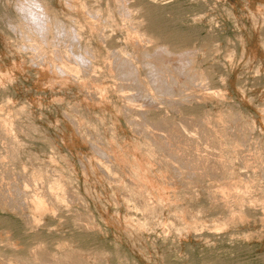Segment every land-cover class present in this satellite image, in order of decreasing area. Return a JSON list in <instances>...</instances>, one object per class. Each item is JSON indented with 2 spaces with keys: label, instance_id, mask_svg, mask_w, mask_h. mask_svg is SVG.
<instances>
[{
  "label": "rangeland",
  "instance_id": "rangeland-1",
  "mask_svg": "<svg viewBox=\"0 0 264 264\" xmlns=\"http://www.w3.org/2000/svg\"><path fill=\"white\" fill-rule=\"evenodd\" d=\"M21 1L25 2L26 0H21ZM21 1L19 2V4L22 3ZM37 1H38V3H37L38 5H40V4H43V6L46 5L45 7L48 8V9L46 8L47 9L46 13L48 12L47 14L49 15L50 20L54 21L51 24V27H53V29H52L53 33H52L51 29H50L51 32L50 31L49 32L52 34L49 35V33H48V38H49L48 44L44 43L43 45H41V44L39 45V43H41V42L37 39V37L34 34H32V32H30L31 35H34V36H31L30 33L28 32L29 24H27V20L24 19L25 16L23 15V12L19 11L20 9H19V4H18L17 0H0V79H1L0 80L1 81L0 82V87H1L0 88V113L2 114V115L0 114V116H2L0 118L2 120V121L0 120V127L2 126V128H3V129L0 128V157H1L0 163L2 162L0 164L1 165L0 166V176H2V177H0V182L2 181L1 178H3V177L5 178V179L3 178L4 182L2 181L0 183V185H1L0 186L1 187L0 188V197L2 198V199H0V230H4L3 232L0 231L2 233V235L0 234L1 235L0 238L3 237V235H5L6 237H8L9 234L11 235V236H9V239H11V241L7 238V240L10 241V242L8 241L9 243L4 239L5 236L2 239L4 241L3 242L4 244H2L0 241V243L2 244V245H0V259H2L0 261L1 262L0 264H8L5 261L9 257L10 258L11 257H18L19 258V260H18L19 264H20V262H22V260H24L26 258L27 259L29 258L28 259L29 262L33 261L35 259L34 262L31 264H34V263L36 264V262H37V264H45L48 262H49L48 264H50V263L53 264V263L57 262L56 260H58V259H54V258H57L58 255L61 254L60 253L61 251L64 252L63 254H61L62 255L61 257L66 256V258H67V255L69 256L72 253L77 254L74 252V250L73 251L70 250V248H72V247H74L73 249H75V250L80 249V251H82V253L84 251H86V253H87V251H88V253L92 252L94 255L99 253L100 257H101V255L103 257L104 256L103 254L107 252L108 255H106V257H104L105 259H107L106 261L104 260V258L102 261L101 258L99 256H97L98 254L95 256L93 254L91 256V254H90V256H89L86 253H83V254H86L87 257L88 256L90 257L89 261H92V262H89L90 264L91 263L93 264V262H94L93 259L91 260V257L93 258V256H94L95 260H97L96 258L99 257V259L97 260L98 263L95 261L96 263L94 262V264H99L100 262H101V264H264V220H263L264 219V212H263V210H264V207H263L264 201L263 200L264 199L262 200L261 199L262 197H261L260 198L261 200H258L259 197L261 196V194L260 195L257 194V193H259V192H257V189L259 188L258 189V191H259L262 188V186L260 188V185H263V187H264V184H263L264 183L263 182L264 181V179H263L264 178V168H263L264 167V159H263L264 157L262 158V155L264 156V154H263L264 153L263 152V149H264V147H263V145H264V47H263L264 46V16H263V14H264V11H263L264 10V0H129V2H127L128 0H126V3L120 2L123 5L125 4L124 6L123 5L121 6V4L119 3L120 0H118V1H116V0H95V4H93L94 0H91V1H89V0H86V1L85 0H68V1L67 0H42V3H39V1H41V0H37ZM122 1H124V0H122ZM82 2H84V3L90 2V5L92 2L93 7L92 6L91 7L94 9L90 8V5L87 4L88 7L90 8V10L92 9V11H90L89 9H87L88 7ZM116 2H117V4H116ZM118 4H120L119 5L120 12H119L118 7H117ZM98 6L101 8H99ZM128 6H130V7H128ZM133 6L135 7L136 10L133 9L134 8ZM73 7H75V9ZM96 7L98 8V10H101V11H98ZM95 8H96V12L98 11L101 13L102 18H101V15L99 16V13L98 14L96 13L97 16L95 14H94L95 16L93 15V13L95 12L94 11ZM121 8L122 9L130 8L129 10L133 9V10H131V13H132V11L135 10L134 12L136 14L133 12L132 13L133 17H131V14H130V17H128L129 16V13H128V16L126 17L127 18L126 19L123 16H126L125 14H127V13H125L126 12L125 10H127V9L122 10ZM141 8H142V10H141ZM85 9H87V11ZM102 10H104V11H102ZM121 10H122V12H121ZM137 10L139 11V13ZM88 11L90 12V14L87 15V13H89ZM116 12H118L119 15L121 14L122 17H120V16H119L120 18L117 17L118 13H116ZM17 13L21 16H18ZM122 13H125V14L123 15ZM252 14L254 16H252ZM261 14H262V16H261ZM52 16H54V17L56 16V17L54 18ZM57 17H59V18H57ZM96 17H97V19H96ZM108 17L110 20L108 19ZM134 17H136V20H135L136 22H134V23H135V25L138 24L137 26H134L133 25L134 23L132 24V20H133L132 18H134ZM137 17H140V18H138L139 21H137ZM251 17L253 19H251ZM99 18H101V19H99ZM128 18H130L129 20L131 22V25H129L130 22H129V24H128V22H126L128 20ZM10 19H12L13 23L11 22ZM121 19L123 21H121ZM13 20H15L16 22ZM257 20H259V21L257 22ZM8 21H10V22H8ZM21 21H24L25 23L24 22L21 23ZM63 21H64V23H63ZM140 21L141 22L143 21L142 23H143V26H145V31L143 29L144 27L142 26V24L140 25V23H139ZM255 21H256V23H255ZM58 22L60 23V25L62 24L61 31H59L60 28L58 27L59 26ZM94 22H96V24ZM146 22H147V24H146ZM14 23H16V27H19V28H16L15 25L14 26L11 25ZM65 23H67V24L65 25ZM85 23H86V25H85ZM116 23L118 24L119 27H123V28L120 29L119 27H117V25H115ZM22 24H24V25H22ZM74 26H75V28H74ZM87 26L90 27L91 29L88 28ZM93 26H94V28H93ZM103 26H105V27L101 28ZM107 26H108V28H107ZM124 26H126L127 28ZM131 26L136 27V28H134L135 30ZM139 26L142 28H140ZM13 27L16 28L17 30H15ZM115 27H117L118 29H116ZM124 28L126 30H124ZM137 28L139 31L141 29H143L144 34H147L150 36L153 35L154 41L157 39V41H155V43L156 42H158V43H156V44L153 43L154 45L153 44L149 45L150 46L149 47L147 44H149L150 40L152 41L153 38L149 39L148 38L149 36L147 37V35L145 37V35L142 33V30H141L139 35H136L137 34ZM65 30H68V31L75 30L73 32V35H72L73 38L72 39H70L68 36H67L68 39L65 38L66 36L63 34V33H65ZM76 30H78V31L76 32ZM101 30H104L105 33L103 31L101 32ZM112 30H115V31H112ZM146 30H147V32H146ZM133 31H134V34L136 31L135 35L138 36V38L134 37V36H133L134 37L133 38L131 36V35H133L132 34ZM54 32L56 34L59 32H62V34L57 36V39L55 41L53 40V39H55L54 38V34H55ZM78 32L80 33V35ZM100 32H101V35L104 33L102 35V37L100 35ZM127 32H129V34ZM106 33H108V34H106ZM111 33H112V35H111ZM29 35H30V37H29ZM78 35H79V39L81 42L79 40L74 41L75 39L78 38L77 37ZM127 35L130 36V38L131 37L132 38L130 39L129 37H127ZM140 35L142 37H140ZM143 35L145 38L148 39L147 42H145L146 46H148V48L145 47V44L143 43L144 41H146L145 38L143 37ZM60 36H64V37H60ZM22 38L26 41L24 42V40ZM51 38L53 41L51 40ZM103 38L104 39L107 38V39H105V42H104ZM111 38H112V40H111ZM128 38H129V41H128ZM141 38H143L144 41H142ZM158 38L161 39V42H159L160 40L158 41ZM29 39H31V40H29ZM63 39H64V41H62ZM132 39H135L134 42H136V44H134ZM35 40H37V41H35ZM162 40L165 42V44ZM57 41H59L60 44H58L59 42H57ZM61 41L64 43H62ZM66 41H68V42H66ZM7 42H8V44H6ZM35 42L36 43L38 42V44H36ZM79 42H80V44H79ZM51 43L54 45H52ZM67 43H69V45H66ZM71 43L74 44V46H72V47H77V48H75V50H74V48L71 49L72 48ZM139 43H142L143 46H142V44H139ZM33 44H34V46H33ZM160 44H162V47ZM163 44L164 45L167 44L166 47L165 46L163 47ZM168 44H170V47H168ZM203 44H207V48H208L210 53L208 52L207 48L204 50L206 45H203ZM46 45H47V47H46ZM55 45L58 47H56ZM65 45L67 47L69 46L68 47L69 49L66 48ZM42 46H43V49L45 47V49H44L45 51H48L45 54L42 52V50H43ZM80 46L83 49L82 48L80 49ZM151 46H153V47H151ZM156 46L157 47L160 46L161 48H164V49H167V47H168V49L176 48V50L175 49L173 50V53H174V51H177V49L182 52L185 49H187L188 47L190 49V50L187 49V50H189L188 52H192V53L194 52V54H195V51L197 50L196 55H194V60L197 56H198V58L195 60L196 62H194L195 64H193V67L195 65V67H196V68L194 67L195 69L200 68L199 70H201L203 72H204V70H206L205 71V77H206L205 79L206 80L204 79V82H207V83H204V82L201 83L203 81L204 77L195 76V78H189L190 76L186 72L180 73L178 71H173L175 73L172 75L171 73H173V72L171 70H169L170 72L169 71H163L162 73L158 72V73H161L163 76L165 75L164 79H162V85L161 86H159V87L152 86L153 77L156 75V70H153L150 68V65L147 63L146 59H145L146 62L142 59H144V56L147 53V51H149L150 49L152 50V48H154ZM35 47H36V50H38L40 52L35 53V51H36ZM64 47H65V50L68 49L67 51L70 54V56H69L66 53V55L69 56V57L66 56L67 58H69V60L67 59L66 61L70 62L71 60H73L74 63L71 62V63H73V65L77 62L79 64L81 63L80 65L83 64L81 66V69L77 70V71L78 72L84 71L86 74L84 72H83L84 74L81 73L83 75V77L85 75H87V76H90L91 78L92 77L94 78V79L93 78L90 79V77H89V79H88V77H86V79H88V80L85 79L86 81H88V84H90L89 89L92 87V89H90V91H88L89 89H88V84H86L87 82L84 83L85 80L82 79L81 75H79V77H81L82 82L79 80V77H76V76H78L77 74H79V73L76 71L77 74H75V72H74L75 70H73L74 73L71 71V74H70V78L72 75L71 79H68L69 74L67 75L68 77H66V78L68 80H70V81L67 80L68 84H65L66 78L63 79L65 81H62L63 77L60 78L61 75H59V73L57 72V69H58L57 63L58 62L55 63V61H57V57L58 58L61 57V56H59V55H61V53H64V52H62V50L64 51ZM120 47L122 48V50ZM201 47H204V48H201ZM118 48H120L119 50H121L122 52H120L118 50ZM123 48L125 49V53H124ZM139 48H141V49H139ZM143 48H144V50H143ZM194 48H195V51H193ZM209 48H212V51ZM52 49L53 50L56 49L55 51H56V53L58 52L59 55H57L58 53L57 54L55 53V55H54V51H52ZM58 49H61L60 50L61 53H60V51H58ZM90 49H92V50H90ZM145 49H148V50L146 51ZM201 49H203V51H201V53H199L200 51L198 52V50H201ZM77 50L78 51L81 50L80 53H83V51H84L83 54L84 55L86 54L85 55V57L87 56L85 59L86 64H85V62L81 61V59L79 61L78 60L79 58H77L75 56L76 54L75 55L73 54L75 51L77 52ZM115 50L116 51L118 50L119 52L116 53ZM71 51H74V52H71ZM142 51H144V55H142L143 54ZM179 51H178V53H181ZM203 52L206 53L205 56L201 55V54H203ZM118 53H120V55ZM121 53H124L125 55L121 54ZM130 53H132V55ZM175 53H177V52H175ZM51 54L54 55L53 57H55V59L52 58V56H50ZM92 54H93V56H92ZM136 54H137V56H136ZM138 54L140 56H138ZM134 55L136 56V60L137 61L139 60V62H140V63L138 62L139 63L138 64L137 61H134L135 62L134 64H137V67H138V68H135L136 65H134L135 71H137V73H140V75L136 73V79L135 80L133 78L131 79L129 77H125L121 74L118 75L119 74L118 72H116V71L114 72V70H112L113 65H114L112 62H115L116 60L118 61V58L120 60L121 58L119 56H121V57L125 56L124 58L126 60L127 59L132 60V57H133V60H135ZM49 56L51 57V59ZM71 56H74L75 58L74 57L72 58ZM141 56H143V58H141ZM45 58L47 60H45ZM109 58H110V60H109ZM111 58H115V59H113L114 61ZM124 58H122L121 60H124ZM76 59H77V62H76ZM48 60H49V62H48ZM53 60H54V63L52 62ZM108 60H109V62H108ZM131 60H129V61L133 63V61H131ZM141 60H142V62H141ZM41 62H42V64H40ZM168 62H169V64H171V62L173 64V60H168ZM168 62L165 60L164 61L165 65H169ZM10 63H12V64H10ZM50 64H52V66H50ZM54 64H56V65L54 66ZM90 64H92V65H90ZM106 64H108V65H106ZM144 64H145V66L149 67V68L147 67L148 71H146L147 69H145L146 67L144 66ZM7 65H8V68H7ZM10 65H12V66H10ZM88 65H89L90 69H89ZM12 67H15L16 69L12 68ZM205 67H206V69H205ZM84 68L89 70V71L86 70L87 71L86 72ZM12 69H13V71H15V70L16 71L13 73ZM138 69H139V71H138ZM6 70L8 73L6 72ZM10 70H11V73H10ZM207 70H209V72H207ZM150 71L152 72L153 75L151 74ZM50 72L51 73L53 72V73L50 74ZM87 73H90V75ZM91 74H92V76H91ZM146 74L148 76H151V77L148 78ZM176 74H177V76H176ZM208 74H210V75H208ZM5 75H7L6 76L7 78L4 77L5 80L6 79L8 80L9 78L14 77V78H11L12 80L10 79L11 81H14V82H11L9 80L5 81L4 79H2L3 78L2 76H5ZM73 75L75 76V78H73L74 77ZM96 75H98L100 77H98ZM144 75L146 77V78H144L145 80L141 79ZM166 75L168 76L167 78H166ZM206 75H208V76H206ZM8 76H9V78H8ZM117 77H118V79H117ZM138 77H139V80L141 79V81L142 80L146 81V82L143 81L144 83L142 82L144 84L143 86L135 85L136 84L135 81H138ZM75 79H76V81H75ZM97 79H99V80H97ZM124 79H127V80H124ZM166 80H168L167 83H166ZM101 81H103V82H101ZM122 81H123V83H122ZM188 81H190V82H188ZM59 82H60V84H59ZM98 82L101 84H99ZM82 83H84V84H82ZM149 83L151 86L147 85ZM184 83H187V84H184ZM62 84H63V86H62ZM146 85L149 86L151 89L148 90L149 88ZM98 86H100V87H98ZM101 86H102V89H101ZM190 87L191 88L193 87V88L191 89ZM144 88H148V89H144ZM152 88H153V90H152ZM207 88H209V89H207ZM93 89L94 90L96 89L95 92L98 91L100 94H98V92L95 93L93 91ZM162 90H164V91H162ZM103 91L105 94L103 93ZM159 91H161V92H159ZM208 91L211 92L212 95H210V93ZM206 92H207V94H206ZM120 93L122 94L123 97L121 95H119ZM151 93H154V95ZM101 94L102 95L104 94L105 98H103ZM219 94H221V95H219ZM99 95H101V96H99ZM130 95L134 96V99L132 101L127 99V97H129ZM90 96H92V97L90 98ZM210 96H212V97H210ZM215 96H219V97H215ZM96 97H98V99ZM192 97H193V99H192ZM125 98L127 99V101ZM153 98H155V99H153ZM120 99H121V101H120ZM91 100H92V102H91ZM28 101H29V103H27ZM134 101H135V103H134ZM127 103L129 104L128 106H127ZM123 105H124V107H123ZM133 105H134V108L137 110H135L134 108L131 107ZM25 106H26V109H25ZM171 106L172 107L176 106L177 108L172 109ZM180 106H182V107H180ZM20 107L22 109H20ZM131 108H132V110H131ZM228 108L230 109L231 113L228 111L229 110ZM16 109H17V111L19 109L18 113H17ZM23 110H26L25 113L23 112ZM66 110H67L68 114L66 113ZM74 110H76L77 112ZM127 110H129V111H127ZM145 110L147 112L148 111L150 112L152 110V112H150L151 114L148 112L149 117L147 116V113H145L146 112ZM124 111H126V112H124ZM141 111L142 112L144 111V112L141 113ZM177 111L181 114H178ZM204 111L206 113H208L207 115H209V116L205 117L206 113L203 114ZM211 111H212V113H211ZM232 111L234 114L232 113ZM14 112H15V114L13 115ZM78 112H79V115H78ZM139 112H140V114L138 115ZM223 112H226V114ZM74 113H75V115H74ZM122 113H124V114H122ZM126 113L128 115H130L132 113V115L128 116ZM210 113L213 115L218 113L219 115H216L213 117V115H210ZM229 113H230V116H229ZM4 114L6 116L8 115L7 116L8 118H6V116H4ZM143 114H145V115H143ZM165 114H167V115L165 116ZM182 114H183L184 118L185 117L188 118L189 116L194 115V117L196 116V119L198 117L199 120L194 119L193 116H191L192 118L189 117L188 119H186V118L183 119V117H181ZM202 114L204 115L205 121L201 124V122L203 121V120H200V118L203 119ZM220 114H222V117H223V115L224 116L226 115V117L221 119ZM235 114H237V115H235ZM240 114H241V116H240ZM160 115H162V118L163 117L168 118V116H169V120H167L166 118H165V120L167 122L171 121L169 123H170V125H173V126L174 125L176 126L177 124H178V126L181 125V124H179L180 120H182L180 123L183 122V124L186 126L187 125L194 126L195 123L197 122L196 124H199V126H198L199 128H197V129L194 128L195 130L193 129V132L191 131L192 134L197 132V133H195L197 135L196 136L194 135V137H193V135L190 133V131H187L185 129V128H187L188 130H190L189 128H193V127H191V126L185 127L184 126L183 127L184 130H183V128H182L183 125H181V127L176 126V127H178V132H180V133L177 134L176 136L175 135L172 136L171 135L172 133L171 134L169 133L171 131L168 128H166L164 126H162V127L160 126V128H159L157 125H155L156 128L157 127L159 128V129H155L154 124H148L147 125L146 123L148 121L144 120V118H143L145 116L146 119L151 120V122H154V121H157L158 116H159V118H161ZM3 116L8 121L5 122V119H3ZM87 116L89 117V120L91 122L88 121ZM84 117L86 119L85 122L83 121V120H85V119H83ZM127 117H129V118H127ZM207 117H208V119H207ZM209 117H211V118H209ZM227 117L230 119L231 124L234 126V128L237 129V131L233 128V126H231V129L229 128L230 125L227 126L228 124H230L229 121H228V123H226V119H228ZM236 117H237L238 122H241V117H242L241 124L238 123L237 121H235ZM74 118H75V120H73ZM140 118H141V120H140ZM152 118H154L153 121H152ZM170 118H172L173 121L175 119V122L170 120ZM179 118H181V119H179ZM81 119H82V122H81ZM135 119H136V121H135ZM191 119L196 120V121L193 120V122H192V124L194 123V125L190 124ZM216 119H218V121ZM245 119L248 121V123L245 121ZM96 120L97 121L100 120V122L99 121L97 122ZM176 120L178 121V123ZM188 120H190V121L188 122ZM207 120H210V121H207ZM130 121H131V123H130ZM132 121H133V123L134 122H137V123L133 124ZM198 121L199 122L201 121V122L198 123ZM233 121H234V123H233ZM7 122L9 123V126H8ZM74 122L77 124V126ZM138 122L141 123L140 124L141 126L139 125ZM208 122H212V125L210 123L208 124ZM218 122H220V123H218ZM221 122H223L222 125L224 127L221 126ZM236 122L240 126L243 125L242 128H240L241 130L243 129L242 131H240ZM1 123H4V125L6 123V125L8 127L6 126L7 128H4L5 126H3V124L1 125ZM96 123H98V124H96ZM174 123H176V124H174ZM235 123H236L237 127H235ZM243 123L244 124L247 123V125L249 124L248 125L249 127L244 125ZM13 124H14V126H13ZM94 124L99 125V127L98 126H97L98 128L95 127ZM127 124L128 125L130 124V126H128ZM214 124H216V125H214ZM250 124H252V125H250ZM15 125L16 126L18 125V126L16 127ZM78 125L79 126L81 125L80 126L81 129L84 128L82 126H85V128L86 127H88V128L80 131V127ZM150 125H153L154 129ZM202 125H203V127H201ZM89 126L91 127V129ZM113 126H114V128H113ZM209 126L210 127L215 126L216 128L218 127L217 128L218 132H217L216 128H214L216 130V131H214V129L210 128ZM244 126H246L245 128H247L248 130L246 129V131H244V129H245ZM251 126H253V128H254V129L252 128L253 130L250 129ZM15 127L18 129H16ZM109 127H110V129L113 128L114 131L108 129ZM130 127H132V128H130ZM142 127H143V130L144 129L148 130V132L145 130L146 131V133H145V131L142 132L143 130L140 129L142 134L145 133L143 135V137L145 136L144 138L142 137L140 130H138V128H142ZM163 127H164V129H163ZM206 127L207 128L209 127L211 132ZM225 127H227L226 130H225ZM12 128H14V129H12ZM180 128L183 131H181V130L179 131ZM202 128H204V129L202 131H200ZM6 129H8V132L6 131ZM93 129H94V131L96 129H99V130H96V133L100 132L101 133V134H99L100 137L102 136L103 137L102 139H104L105 142L108 141V142H106L107 144L108 143L113 144L114 142H116L115 143V145H116L119 142L121 144H124L126 142L124 145H126V144L128 145V149L130 152L128 151V149H126L127 146H125L126 147L125 148L124 146H122L119 143V145L121 147H124V149H126V150H123V148H121L119 146L123 151V152L121 151L122 155L124 154V151H126L125 154L127 152L132 153L134 145L135 144L141 145L143 143V141L141 142V140H143V139H145V141L142 144V146H145V144H147V143H145L147 138H149L148 140H151V141L155 140L156 142L160 141L159 143H161V144L163 143L161 146L164 148H162L161 146H157V148L155 146H153L154 151H157L158 149H160V151H161L162 149H164L161 152L164 153L165 150H166V152L164 154H161L159 151V153H160L159 155H158V151H157V153L153 152L154 156H152L151 159L154 161L152 162V160H150L152 163V164L151 163L150 164L151 165L155 164L154 165L155 168L153 167L154 169H156V166H158L157 164H159V163L160 164L156 170H154L152 168L153 171L151 170L152 166L150 165V170L152 171V173L157 171L156 173L160 174L159 175L160 178L163 176L161 179H158L159 176H157L156 173H153V175L156 174V176H154V177L159 182H163L165 180L164 182H166V185H167L166 191L168 193H172V194H169L171 199H173L174 194H176L174 196L176 198V200H178L180 198L177 202H176V200H174L175 198L173 199L174 201L172 200L173 204H174V202H175V205L178 204L177 207H182L183 204H185V206H183V207L187 208L188 210L191 209L190 212H192V213H193V209L191 208L192 206L195 208L200 207L198 209L203 211V212H201V214H200V211H197L194 208V214L197 215V212H198L200 214V218H201V219L200 218L199 219L200 220L203 219V221H206L205 223H207V224H205V227H204V224L202 225V223H201L200 226L202 225V227H200L201 229L198 228V230H196L197 228H195L194 230L191 228L192 230L188 229V231L185 232L184 230L181 231L182 230L181 229L180 230L181 232L179 235V233H178L179 231L176 228L177 227L179 229L182 228L180 226H182L183 220L181 222H179V224L177 226V224H173V222L176 220V223H177L178 222L177 219H181V218H177L176 215L175 216L172 215L173 216L172 218L174 219V221H173V219L171 221V220H169L171 218L167 217L168 215L171 217V214L174 213L172 211L176 207L175 205L172 206L173 208L172 207L170 208L168 206L170 203L168 205L162 204L161 208L159 207V209L157 211L158 214H161V215H158L157 212L155 213L158 216H160V220H159V217H157L154 214H153L154 218H152L153 216L152 217L148 216L149 217L148 218L146 216V214H145V216L142 215L145 213V211L143 210L144 212L143 213L141 212V210H140L141 207L139 208L140 205L138 204L139 202L137 200H134V201L137 203V204L135 203V205H138V206L134 205V201H132V199H129L130 202H129V200L127 202V196H126V198L124 196L127 195L128 192H127V190L126 191L123 190V194H122L121 193L122 191L120 192V190H121L120 188L123 187L121 185H123L124 183H125L124 186L128 185L130 180L132 179L130 172H129L130 171V169H129L130 166L128 165L129 163H125L123 161H120L121 158L120 159H118V158L121 154H119V153L117 154L118 156L115 154L116 156L111 157L110 154H108V156H106L105 154H101L100 151L98 152L99 148H104L105 146H107V148H108L109 144L107 145V144H105V142L103 144V140L99 137L98 134H96L93 131ZM106 129H108V130H106ZM220 129H221V131H223L226 134L225 137L227 136V138H225L226 142H224L222 144L220 142L222 140L221 136H223V132H221L222 133V135H221V133H219ZM249 129H250V132H249L250 136H248ZM78 130L80 131L81 134L83 133V136H85L84 139L82 138L83 136L78 132ZM84 130L87 133L84 132ZM238 130L240 133L241 132H243V133L240 135ZM16 131H17V133H15ZM88 131L91 133H94V134L91 136V134ZM111 131L114 134L116 133V135L113 134V136H112ZM154 131H156V132H154ZM161 131H163V132H161ZM186 131L188 133H186ZM203 131H204V133H203ZM205 131H207L206 132L207 138L203 137V136H206ZM226 131L227 132L230 131L229 134L226 133ZM235 131H236V133H234ZM5 132H6V134L9 133V138L5 134ZM201 132H202V134H200ZM213 132H215V134H213ZM216 132L218 134H216ZM13 133L15 134V136H17V139ZM167 133H169V134H167ZM182 133H184V134L182 135ZM209 133L213 137L208 135ZM88 134H89L88 138L93 137V138H90L88 140L89 142L87 141ZM245 134H247V135H245ZM46 135H47V137H46ZM80 135L82 137H80ZM164 135H166V137ZM178 135H180L179 136L180 141L175 140V139H178V138H176V137H178ZM216 135H218V136L221 135L217 138L218 141L216 140V138H214V137H216ZM228 135H230V136H228ZM242 135H245V136H243V138H242ZM10 136H12V138L14 137L15 140H14V138L10 139ZM138 136H140V137H138ZM167 136H169V137H167ZM181 136L183 137V139L185 138L184 139L185 141L182 139ZM190 136H192L191 138H193V139L190 138V141H187V140H189ZM201 136L203 137V139H201ZM234 136L237 138V140ZM97 137H99L100 139ZM157 137L159 138V140H157L158 139ZM163 137L166 140H163ZM173 137H175V138H173ZM199 137H200L201 143H202V141L204 142V140H205V143L210 142L211 143L210 145H213L215 143L213 145L215 148L214 147L211 148V146L209 144H208L209 146L207 144L204 145V143L198 144L197 140H199L198 139ZM232 137H234L233 140H236V141L239 140L238 142L234 141V142H236V144L233 142L232 148H230L228 146L229 149H231V150L233 149L235 151L234 152L235 153L234 156L236 155L235 160L237 159L235 162H234V156H233V160H232L230 158H227L228 155L226 153V152H228V154H229L230 150L227 148L226 145L230 144V142H228L229 141L228 139H232ZM245 137H246V139L248 138V140L244 139ZM94 138L95 139L97 138L96 140H94L96 142L93 141ZM139 138H140V140H139ZM169 138L170 139L173 138V139L170 140ZM194 138H195V140L197 138L196 141H197L198 145L196 144ZM208 138H209V140H208ZM210 138H213V139H210ZM98 139H99V141H98ZM206 139L208 141H206ZM219 139H220V142H219ZM242 139H244L245 145L242 144L243 143ZM8 140H9V143L7 142ZM12 140H14V141H12ZM213 140H214V143L212 144ZM240 140H242L241 141L242 143H240ZM166 141L170 142V143H166ZM176 141L177 142L179 141L178 142L179 144H177ZM181 141H183L185 144H189V146L186 145V147L188 146L189 149L192 147V149H190V151L193 150V154L196 152L195 155L196 156L198 155L197 157H200L199 161H198L199 163L197 162L198 158H197V160H195L196 161L195 167L199 166V168H200V166L202 164L205 165V163L207 162L206 158H208L209 160L210 159L214 160L213 158L217 157V158H215L216 161H217V159H219L218 161L222 160L220 162L221 164H219V167L217 169L218 171H220L219 174H217L218 172H217L216 168H205V166H204V168L201 167V169H199L197 167L198 170H194V169H196L194 166H189V165L193 164V163H191V160L193 159L192 157H194V156H192L190 158V156L192 155V152L185 154L186 152H189V149H188V147L187 148L185 147V144L183 146V142H181ZM12 142L13 143L15 142L14 144H16V143L19 144L18 145L19 147L17 146V144H16V146H14V144ZM172 142H174V143L176 142L177 145L173 146V148H170V144H172V145L174 144ZM190 142H192V143L194 142V143L193 144L191 143L192 145H190ZM180 143H181V145H180ZM225 143H226V145H225ZM237 143L238 144L240 143V144L237 145ZM97 144H98V146H97ZM194 144L197 145V146L195 145L197 148L194 146ZM218 144L221 145L220 146L221 156L223 154V157H224V155L226 154L227 157L225 156V158H227V160L229 159V161L232 160L230 163H232L234 166L230 165V167L232 166L231 168L229 167V164H230L229 161L226 162L227 160L220 156V152H218L219 154L218 153L216 154V152L214 151L217 148H218L217 151L220 150ZM251 144H253V145L251 146ZM260 144H263L262 145L263 148H258L261 146ZM130 145H132V146L130 147ZM240 145H242V146H240ZM142 146H140V148H142L141 150H144L143 149L144 147H142ZM181 146H182V148L185 147L184 152H183V149H181ZM193 146L196 149L199 148V150L203 146L204 151L207 150L209 155L207 152L203 153L201 151L198 152L199 150L196 151V149H193L194 148ZM198 146H200V147H198ZM158 147H160V148H158ZM206 147H209V148L207 149ZM222 147L223 148L226 147L225 148L226 151H225V149H222ZM235 147H236V149H235ZM175 148L180 149L182 153L179 154L180 150L178 151V149L176 150ZM10 149H11V151H10ZM169 149L170 150L174 149V152H175V150L178 151L176 158H179L180 160H181V157H184L185 155L186 156L184 157V159H182V161H180L179 159L177 161V159L173 156V153H171L173 150L170 151ZM186 149L188 151H186ZM227 149H228V151H227ZM237 150H239V151H237ZM256 150H258V151L260 150L259 153L261 152V155ZM12 151H13V153L16 152V154L18 152L19 153L17 155L11 154ZM249 151H250V154H249ZM91 152L94 153V156L96 155L97 162L100 159L99 157H101L100 161L98 162L100 164V167L98 166L99 164L95 162L96 161V160H94L95 158H90V157H94ZM23 153H24V155H23ZM63 153H65V154L63 155ZM197 153H203V156H202V154H197ZM211 153L214 154V157ZM239 153H240V155H239ZM9 154H11V155H9ZM125 154H124V156H125ZM156 154H157V157L155 156ZM165 154H166V156H163ZM178 154H179V156H178ZM188 154H189V156H188ZM210 154H211V156H210ZM247 154H248V156H247ZM254 154H258L259 156H261V158L257 159L258 156L256 155L257 156L256 157V156H254ZM29 155H30V157H28ZM204 155H206L207 157H205ZM218 155L221 158H218L219 157ZM238 155H239V157H237ZM11 156L13 157V159L15 158L14 160L16 162L12 159ZM60 156H62V158H60ZM63 156H65V157H63ZM161 156H163V157L161 158ZM251 156L254 158V160ZM153 157H154V159H153ZM167 157L169 159H171V161L169 159H167ZM188 157L190 160L188 159ZM203 157H205V159ZM255 157H256V160H255ZM29 158H31V159H29ZM102 158H103V161H102ZM106 158L109 159V162L107 161ZM61 159H63V161L67 160V161H64L65 164H64V162H62ZM104 159L106 160V162H104L105 161ZM245 159L246 160L249 159L248 162ZM84 160L85 161L87 160L86 161L87 163ZM167 160H169V163H167L168 162ZM185 160L187 161L185 164V165H187L186 166L187 170L184 167L185 166L184 165ZM251 160H253L255 162H253ZM36 161H38V162H36ZM160 161H162V162H160ZM179 161L182 163L181 164L178 163ZM224 161L227 163V164H224V166L227 165L228 166L227 171H229V172H227L226 166L225 167L223 166V168H226V169H224V171H226V173H227V174L225 173L226 176L221 175L224 171L222 169H220V168H222L221 166L223 165V163H225ZM244 161H246V162H244ZM257 161H259V162H257ZM44 162H47V163H44ZM67 162L68 163L70 162V163L68 164ZM103 162H104V164H106V166H107L106 168H105ZM201 162H202V164H201ZM251 162H252V167H251V164H250V166L247 165ZM260 162H262V163L258 164ZM88 163H90L89 166H88ZM188 163H190V164L188 165ZM195 163L193 165H195ZM254 163H256L257 165L254 166ZM66 164L68 166H66ZM71 164H73V165H71ZM96 164H98V165L96 166ZM179 164L181 166H179ZM241 164H242V166H240ZM262 164H263V166H262ZM43 165H44V168H43ZM108 165L110 166V168L108 167ZM113 165H115L114 166L115 168H112ZM170 165L172 166L171 167L172 170L170 168ZM259 165L262 166V168ZM83 166H86V167H83ZM34 167H37V168H34ZM39 167H41L42 170H44L43 175L45 174V176H46V174H49V176H50V173H52L50 176L51 178L53 177V175L56 176V174L59 173L58 174L59 177L56 176V178H55V176H54L53 178L57 179L58 181L57 180L56 181L59 182L60 184L61 183L62 184H61V186H60V184L58 185V190H56L57 195H54V197L56 198L57 196H59V198L61 197L60 199H62V198L64 199V197H62V196L64 194H65L64 196H66L68 194L66 197H69V199L71 201L68 200L69 202H67L66 197H65L66 200L64 199L63 201L58 199V197H57L56 199H58L59 201H56V199L54 197H53L54 198V200H53L52 197L48 196V195H50V193L52 194L50 186H51V182L52 181L55 182V180H53V179L50 180V177L48 175L46 177H43V175H41L42 174L41 172H43V171ZM50 167H51V169L52 168L54 169L55 173L53 172V170L50 169ZM180 167H182V168L180 169ZM189 167H190V169H191V167H194L192 172L196 171V173L198 172V174H196L195 172L194 173L190 172V174L192 173L191 174L192 176L191 175L189 176V172H188ZM234 167H235V170H234ZM238 167H240V168H238ZM4 168H5V170H4ZM32 168L34 170H36L39 173V176H41L42 178H39V176H35V174L37 172L32 170ZM45 168H47V169H45ZM48 168H49V170H48ZM107 168H109V169H107ZM159 168H161L162 171ZM165 168L168 171V173L164 172V174L162 173L163 175L161 176V173H159L158 171H160V172L166 171ZM38 169L41 171H38ZM89 169H91V170H89ZM112 169L113 170L117 169V170H114V171H116V173ZM119 169L123 173H120L121 171L119 172ZM182 169H184L182 171V173H184L183 175L181 174V171H180ZM20 170L22 172H20ZM45 170H46V172H45ZM47 170L50 173L47 172ZM84 170H86V171H84ZM101 170H103V171H101ZM109 170L113 171V172L109 173ZM201 170H204V171L206 170L208 173L205 171L207 174L204 172L203 173L201 172L202 173L201 174V173H199ZM215 170H216V172H215ZM221 170L223 172H221ZM236 170H238L239 173ZM1 171H3V172H1ZM104 171H106L107 173ZM232 171H234V174L237 172V174L234 175ZM240 171H241V173H240ZM10 172L11 173L13 172V173L11 174ZM32 172H34V173H32ZM93 172L94 173L96 172L94 175V177L96 179L92 176L94 174ZM124 172H126L129 175H126V173H125V176H124ZM231 172H232V175L235 176V177L232 176V178L234 177L235 179L234 178L233 179L236 180L237 183H235L236 181L231 180L232 179L231 174H229ZM22 173H25V174L23 175ZM85 173H87L88 180H86L87 178H86ZM90 173H93V174L91 175ZM102 173H103V175H102ZM105 173H106V176H105ZM112 173H114V174H112ZM9 174H11V175H9ZM29 174H30V176H29ZM61 174L64 175V179L62 177L63 175H61ZM108 174H111V176L109 177ZM118 174H120V177ZM204 174H206L205 177H204ZM228 174L230 175V177L227 176ZM239 174H241V175H239ZM252 174H253V176H252ZM112 175L115 177V179L112 177ZM198 175H200V178H198ZM201 175H203L204 178ZM24 176H26V177L29 176V178L28 177L24 178ZM83 176H85V177L83 178ZM121 176L123 177V179L124 178L125 179L123 180ZM195 176H197V177H195ZM222 176L225 178V180H226V178L227 179L229 178L227 180L228 182L230 180L233 182L228 183L227 181L223 180V183H222V181H221L223 179ZM237 176H238L239 180L237 179ZM241 176H243L244 178H240ZM248 176L251 177L253 179V182L255 181V183H261V181L263 183L260 184L259 186H257L258 184H254L253 182H250L252 180ZM257 176L259 177V179H260V177H262L260 179L261 181L258 180ZM30 177H31V181H29L30 182L29 183L28 180H30ZM36 177L38 180L36 179ZM48 177H49V179H47L48 181H46L45 179ZM245 177L247 179H245ZM58 178L59 179L61 178L60 179L61 182ZM68 178L71 179L70 180L71 183L69 182ZM120 178H121V180H120ZM129 178H131V179H129ZM196 178L202 180V181L198 180L200 184L198 183ZM201 178H203V179H201ZM248 178H249V180H248ZM255 178H257V179H255ZM42 179H43V181H42ZM193 179H196V180H193ZM24 180H25V182L27 181L28 185H27V183H24ZM66 180H68V181H66ZM91 180H92L93 184L91 183ZM116 180H117V182H116ZM126 180H128L129 182H124ZM161 180H163V181H161ZM192 180L194 182L197 181L195 183L196 185L195 184L192 185V183H194ZM49 181H50V184L48 183ZM62 181H64V185L67 182L65 185L67 188L63 185ZM87 181L90 182L91 184L88 183ZM110 181L112 183H110ZM113 181H114V183H113ZM120 181L121 182L123 181L122 182L123 184ZM224 181L227 183L226 186L228 188L226 186H223V185H225ZM238 181L243 183V184L241 185V183H239ZM242 181H244V182H242ZM22 182H23V184H22ZM37 182L38 183L40 182L39 183L40 185H37L38 184ZM43 182H44L45 186H44ZM167 182H168V184H167ZM245 182H246V184H245ZM216 183H217V185L219 183V185L216 186ZM238 183L240 184V188L238 186ZM249 183H250V185H249ZM24 184H26V185H24ZM67 184L69 186H67ZM89 184L91 185L92 188L90 187ZM115 184H118L119 187H117V185L112 187ZM188 184L189 185L191 184L190 188H188ZM46 185H48V186L50 185V186L48 187ZM71 185H72V187H71ZM95 185L98 186L99 190H97L98 194L96 193L97 194V197H95L96 199H94V197L92 199L91 195L96 196L95 191L97 189V186H95ZM232 185H234V186L232 187ZM243 185L245 186L244 189L241 188ZM246 185H249V186H247L248 189H246L247 188ZM21 186H23V187H21ZM59 186L62 187L63 190L65 188V192L70 187H71V189L68 190L69 191L68 193L66 192L67 194L66 193L63 194L62 192H64V191L62 189H60ZM109 186H111V187H109ZM194 186H195V188H194ZM253 186H255V187L257 186L256 187L257 189L255 187H254V189H251V188H253ZM20 187H21V189H20ZM78 187H79V189H78ZM86 187H88V189ZM215 187H218V188L215 189ZM237 187H238V189H237ZM43 188H45V189H43ZM84 188L87 189V192H86V190H84ZM114 188H115V190H114ZM168 188H171V189L168 190ZM24 189H26V190H24ZM41 189H42V191H40ZM59 189H60V191H59ZM89 189H91L92 192L93 191L94 192L90 193L91 191ZM179 189H181V190H179ZM49 190H50V192H49ZM116 190L118 192H116ZM190 190H191V192H193L195 190L193 192L195 194L191 193ZM221 190H223L222 193L220 192ZM244 190H247V193H245L246 192L245 191L243 194ZM24 191H26V192H24ZM53 191H55V190H53ZM124 191L126 193H124ZM224 191H226L225 192L226 197L231 195L230 192H235V191H236L235 193L236 194L238 193L239 196H237L233 193L234 196L232 195L230 197H227L228 198L227 199L226 197L225 198L222 197V196H225V195H223ZM238 191H240V192H238ZM252 191H254L253 194H255L257 192L255 194V197H253L254 195L252 194ZM59 192H61V193H59ZM178 192L180 194H178ZM181 192L184 193V194L182 193L183 196H182ZM42 193H43V195H42ZM45 193L46 194L48 193L47 194L48 197H45L46 196V195H44ZM73 193H74V196L76 195L75 198H73V197L71 198V196H69V195L73 196ZM109 193H110V195H109ZM168 193H167V195H168ZM228 193H230V194H228ZM260 193H262V191ZM36 194H37V197H36ZM241 194H243V196ZM247 194H248V196H246V197L247 198L249 197V198L248 199L246 198V199L249 201L251 200L250 203L251 204L253 203L252 204L253 207H251L252 205H249V201L245 202V195H247ZM249 194H250V196H249ZM251 194L253 196H251ZM1 195H3V196H1ZM40 196L41 197L44 196L42 199L48 198V200H49L48 201V200L44 199L46 201V204L44 203V207L41 206V210H40V207L38 209H36L34 206L35 205L34 201L37 198H39ZM110 196H112V199ZM262 196L264 198V190H263ZM34 197L36 198L35 200H33ZM49 197L51 199H49ZM231 197H232V199L235 198V200H237L236 198H238V202H239V200L241 201L242 204L240 203V205H241V207H244L243 210H245L244 213L246 214L245 215L246 217L244 216L243 218H241V220L239 219V222H237L238 219L231 221L232 220L231 218H233L232 216L230 218L231 212L233 210L229 214L228 209L230 210L231 207H233L234 208L233 212H235L238 210V207H240V205H238V207L236 206L238 202L236 203L234 200L233 201L236 203L235 206L237 207V209H236V207L233 206L234 204L232 203ZM124 198H125V201H124ZM252 198L253 199L256 198V199L252 200ZM79 199H82V200H79ZM183 199H184V201H183ZM223 199H225V202L227 200H231V202L228 201L229 205H230V203H232L230 205L231 207H226L227 210L224 208V206H226V204L223 205V203H224V201H222ZM77 200H79V201H77ZM99 200L101 201V205H100ZM191 200H193V201H191ZM51 201H54L53 203L56 202V204H53V206H52V203H50ZM115 201H117V202H115ZM256 201H257V203H256ZM258 201L259 202L261 201L262 205H259ZM31 202H33L34 204H31ZM47 202L49 204H47ZM64 202H66V203H64ZM261 202H260V204H261ZM15 203H16V205H15ZM26 203H28L29 205H27ZM180 203H182V204H180ZM128 204H130V205H128ZM173 204H171V205H173ZM32 205H33V207H32ZM46 205H48V207H46ZM57 205H59V206H57ZM163 205H165L166 207L167 206L169 207V213H167L168 207H167V210H165L166 207ZM189 205H190V208H188ZM213 205L216 207H214ZM127 206L129 207V209ZM247 206H249V207H247ZM53 207L54 208L57 207L58 210L57 209L54 210ZM208 207L210 209H208ZM249 208H251V209H249ZM160 209H162V210H160ZM170 209L172 212L171 214H170ZM195 210L197 212H195ZM206 210H208V211H206ZM34 211H35V213H34ZM161 211L164 212V214ZM233 212H232V215H236V212H235V214ZM166 213H167V215H166ZM81 214H84L83 217ZM141 215H142V217H141ZM165 215H166V217H165ZM27 216H29V217H27ZM143 216L145 218H143ZM201 216L202 217L204 216V217L202 218ZM219 216L221 218H219ZM258 216H259V218H258ZM122 217H125V218L123 219ZM155 217H156V221H155ZM164 217H165V219H164ZM198 217H199V215H198ZM206 217H207V219H206ZM223 217L226 219H224ZM74 218H76V220ZM78 218H80L81 220L79 221ZM82 218L84 219V222H83ZM131 218H132V222L134 223L135 226L131 225V224H127L128 222H126V220H130ZM166 218H168V219H166ZM212 218H213V221L211 220ZM151 219H153V223L155 224V226H154V224L153 225L150 224L152 222ZM209 219H210V221H209ZM223 219H224V222L226 223L227 226L226 225H219L217 228V222L222 221ZM228 219H230V220H228ZM255 219H256V221H255ZM28 220L30 221V223L28 222ZM137 220L139 221V223H141L140 225L144 227V230H143V227L140 228V226L137 228V225H138ZM141 220H142V222H141ZM145 220H146V223L150 224V226H149V224L148 225L145 224ZM161 221H162V223H161ZM163 221H164V223H163ZM167 221H169L171 224L169 222L167 223ZM229 221H231V223L232 222H234V223L231 224ZM240 221H241V223H240ZM158 222L162 225V227L158 226V225H160V224H158ZM236 222L239 224H237ZM89 223H91V224L89 225ZM142 224H144V225H142ZM167 224H169V228H168ZM28 225H29V227H28ZM174 225L177 227L174 228L175 227ZM124 226H125V228H124ZM145 226H148V227H145ZM163 226H165L166 228L163 229L164 228ZM223 226H224V228H222ZM134 227H135V229H134ZM170 227H171V229H170ZM139 229H141V230H139ZM216 229H217V231H215ZM218 229H220V230L218 231ZM5 230H6V232H5ZM8 230H10V231H8ZM9 232H11V233H9ZM164 232H166L167 234ZM5 233L6 234L9 233L8 236ZM186 233H187V235H186ZM131 234H132V236H131ZM183 235L186 237L184 238ZM131 237H133V238H131ZM138 237H140V238H138ZM135 239H137V240H135ZM16 240H17V242H16ZM6 242L8 243L7 244L8 246L6 245ZM12 242L13 243L15 242L17 244V246L20 245V246H18L19 248H17V246L14 245L15 243L13 244ZM138 242L141 244H139ZM10 243H12L14 245L13 247L15 249L17 248V250L12 248V245H10ZM70 243H71L72 247L70 246ZM61 244L63 245V248H62ZM56 245H59V246L57 247ZM73 245H75V246H73ZM6 246H7V248H6ZM69 246H70V248H69ZM134 246H135V248H134ZM10 248H12L14 251ZM27 248H29V249L31 248V250H29V251H32V252H30V255L32 254L31 256L32 257L35 256V258H32L29 256V254H27V253H29ZM65 248H66V250H65ZM58 249H59V251H58ZM68 249L71 251V252L69 251L71 254L68 253ZM94 250L97 251V253ZM66 251H67V253H66ZM80 251L77 250L78 254L80 253ZM55 252H56V255H55ZM100 252L103 254H101ZM51 253H52V255H51ZM64 254H66V255H64ZM159 254H161V255H159ZM4 255H5V257H3ZM54 255L56 257H53ZM4 258H7V259H4ZM69 258L71 259V262L74 261V260H72L71 257H69ZM69 258L66 261V263L69 261L67 264H71ZM27 259L25 260V263L29 264ZM49 259H51V260H49ZM54 260H55V262H53ZM8 261L10 264H15L17 262L16 259L14 260V262H13V260H10V259L7 260V262ZM38 261H39V263H38ZM23 263L24 262H22V264ZM58 263L61 264L60 262H58ZM58 263H56V264H58Z\"/></svg>",
  "mask_w": 264,
  "mask_h": 264
},
{
  "label": "bare ground",
  "instance_id": "bare-ground-1",
  "mask_svg": "<svg viewBox=\"0 0 264 264\" xmlns=\"http://www.w3.org/2000/svg\"><path fill=\"white\" fill-rule=\"evenodd\" d=\"M20 1H21V0H19V1L17 0L18 4H19ZM67 1H68V0H67ZM85 1H86V0H85ZM85 1H84V2H85ZM89 1H91V0H89ZM116 1H118V0H116ZM21 2H22V3L19 4V9H20L21 7H27V6H30V5H32V4H37V3H38L37 0H26L25 2H24V1H21ZM45 2H46V1H45ZM84 2H82V3H84ZM120 2H123V3L125 2V3H126V0H124V1L120 0L119 3H120ZM127 2H129V0H128ZM39 3H42V0L39 1ZM43 3H44V2H43ZM114 3H115V2H114ZM130 3H131V2H130ZM130 3H129V4H130ZM132 3H133V2H132ZM18 4H17V5H18ZM67 4H68V3H67ZM84 4L88 7L87 4L90 5V2H89V3H84ZM93 4H95V0H94ZM116 4H117V2H116ZM120 4H121V3H120ZM120 4H118V6H117L119 12H120V9H119V8H120V7H119ZM129 4H128V5H129ZM17 5H16V6H17ZM122 5H123V4H121V6H122ZM124 5H125V4H124ZM124 5H123V6H124ZM126 5H127V4H126ZM45 6H46V5H45ZM45 6H43V4H40V5H39V8H40V10H41V19H40V21H39L38 24H34V23L31 21V19L27 16V13H26V12H23V15L25 16L24 19H26V20H27V24H29V28L27 27V28H28V32H29V33L32 32V34H34V35L37 37V39L41 42V43H39V45H40V44L43 45L44 43H45V44H48V39H49V38H48V33H49V35L53 33V30H52L53 27H51V24H52V22H54V21L50 20L49 15L47 14L48 12L46 13V10H47L48 8L45 7ZM72 6H73V5H72ZM91 6H92V2H91V5H90V8L93 7V6H92V7H91ZM94 6H95V5H94ZM256 6H257V5H256ZM262 6H263V5H262ZM14 7H15V6H14ZM49 7H50V6H49ZM66 7H67V6H66ZM98 7H99V6H98ZM117 7H116V8H117ZM125 7H126V6H125ZM128 7H130V6H128ZM133 7H134V6H133ZM46 8H47V9H46ZM68 8H69V7H68ZM70 8H71V7H70ZM73 8L75 9V7H73ZM90 8L88 7L87 9L90 10ZM96 8H97V7H96ZM96 8H95V10H94L95 12L93 13V15L95 14V15L97 16V14L99 13V16H100L101 13L98 12V11H101V10H98V8H97L98 11L96 12ZM99 8H101V7H99ZM122 8H123V7H122ZM122 8H121V9H122ZM131 8H132V7H131ZM87 9H85V10L87 11ZM92 9H94V8H92ZM92 9H91L90 11H92ZM124 9H127V8H124ZM124 9H122V10H124ZM129 9H130V8H128L127 10H125V11H126L125 13H127V14L122 13L123 15H124V14L126 15V16H123V17L126 18V17L128 16V13H129V16H128V17H130V14H131V17H133V16H132V13H133L136 9H135V7H134L133 9H135V10L132 11V13H131V10H133V9H131V10H129ZM14 10H15V9H14ZM107 10H108V9H107ZM122 10H121V12H122ZM139 10H140V9H139ZM141 10H142V8H141ZM143 10H144V9H143ZM19 11H20V10H19ZM75 11H76V10H75ZM86 11H85V12H86ZM102 11H104V10H102ZM111 11H112V10H111ZM129 11H130V12H129ZM137 11H138V10H137ZM263 11H264V10H263ZM16 12H17V11H16ZM88 12H89V11H88ZM112 12H113V11H112ZM123 12H124V11H123ZM142 12H143V11H142ZM252 12H253V11H252ZM20 13H21V12H20ZM96 13H97V14H96ZM116 13H118V12H116ZM134 13H135V12H134ZM138 13H139V11H138ZM17 14H18V13H17ZM49 14H50V13H49ZM88 14H90V12L87 13V15H88ZM111 14H112V13H111ZM135 14H136V13H135ZM257 14H258V13H257ZM50 15H51V14H50ZM52 15H53V14H52ZM93 15H92V16H93ZM95 15H94V16H95ZM117 15H118L117 17H119V16L122 17V15H121V14L119 15V13H118ZM138 15H139V14H138ZM144 15H145V14H144ZM18 16H21V15L18 14ZM107 16H108V15H107ZM139 16H140V15H139ZM252 16H254V15L252 14ZM259 16H260V15H259ZM261 16H262V14H261ZM263 16H264V14H263ZM52 17H54V16H52ZM55 17H56V16H55ZM55 17H54V18H55ZM120 17H119V18H120ZM54 18H53V19H54ZM57 18H59V17H57ZM67 18H68V17H67ZM101 18H102V15H101ZM101 18H99V19H101ZM114 18H115V17H114ZM125 18H124V19H125ZM138 18H140V17H137V21H139ZM255 18H256V17H255ZM262 18H263V17H262ZM8 19H9V18H8ZM19 19H20V18H19ZM21 19H22V18H21ZM69 19H70V18H69ZM96 19H97V17H96ZM108 19H109V17H108ZM122 19H123V18H122ZM122 19H121V21H123ZM126 19H127V18H126ZM129 19H130V18H128V20H129ZM132 19H133L134 21H133ZM132 19H131V20H132V24H133L134 22H136V21H135V20H136V17H134V18H132ZM251 19H253V18L251 17ZM10 20H11V22H12V19H10ZM94 20H95V19H94ZM102 20H103V19H102ZM104 20H105V19H104ZM109 20H110V19H109ZM128 20H127L126 22H128V24H129L130 20H129V21H128ZM13 21H15V20H13ZM100 21H101V20H100ZM100 21H99V22H100ZM164 21H165V20H164ZM251 21H252V20H251ZM258 21H259V20H257V22H258ZM262 21H263V20H262ZM8 22H10V21H8ZM15 22H16V21H15ZM22 22H24V21H21V23H22ZM96 22H97V21H96ZM96 22H94V23L96 24ZM124 22H125V21H124ZM142 22H143V21H142ZM142 22L140 21L139 23H140V25L142 24V26H143V23H142ZM12 23H13V22H12ZM24 23H25V22H24ZM63 23H64V21H63ZM112 23H113V22H112ZM121 23H122V22H121ZM255 23H256V21H255ZM9 24H10V23H9ZM58 24H59L58 27L60 28L59 31H61V28H62L61 26H62V24L60 25L59 22H58ZM66 24H67V23H65V25H66ZM72 24H73V23H72ZM95 24H94V25H95ZM109 24H110V23H109ZM125 24H126V23H125ZM128 24H127V25H128ZM136 24H137V23H136ZM146 24H147V22H146ZM257 24H258V23H257ZM257 24H256V25H257ZM11 25H13V26L15 25V27H16V23L11 24ZM20 25H21V24H20ZM22 25H24V24H22ZM77 25H78V24H77ZM77 25H76V26H77ZM85 25H86V23H85ZM97 25H98V24H97ZM115 25H117V27H119L117 23H116ZM123 25H124V24H123ZM129 25H131V22H130ZM129 25H128V26H129ZM133 25H134V26H137L138 24L135 25V23H134ZM144 25H145V24H144ZM7 26H8V25H7ZM56 26H57V25H56ZM56 26H55V27H56ZM63 26H64V25H63ZM71 26H72V25H71ZM100 26H101V25H100ZM110 26H111V25H110ZM121 26H122V25H121ZM9 27H10V26H9ZM11 27H12V26H11ZM87 27H88V26H87ZM98 27H99V26H98ZM98 27H97V28H98ZM104 27H105V26H103V27H101V28H104ZM117 27H115V28L118 29ZM124 27H126V26H124ZM131 27H133V26H131ZM139 27H140V26H139ZM143 27H144L143 29H144V31H145V26H143ZM13 28H14V27H13ZM16 28H19V27H16ZM16 28H14V29L17 30ZM59 28H58V29H59ZM65 28H66V27H65ZM65 28H64V29H65ZM69 28H70V27H69ZM74 28H75V26H74ZM79 28H80V27H79ZM88 28H90V27H88ZM93 28H94V26H93ZM99 28H100V27H99ZM107 28H108V26H107ZM119 28L122 29L123 27H119ZM126 28H127V27H126ZM128 28H129V27H128ZM134 28H136V27H133V29H134ZM140 28H142V27H140ZM14 29H13V30H14ZM50 29L52 30V33H50V32H51ZM90 29H91V28H90ZM113 29H114V28H113ZM130 29H131V28H130ZM143 29H141V30H142V33L144 32ZM146 29H147V28H146ZM68 30H69V29H68ZM68 30H65V33H63V34L66 36L65 38H67V36H68L70 39H72V38H73L72 35H73V32H74L75 30H70V31H68ZM79 30H80V29H79ZM104 30H105V29H104ZM104 30H101V32H102V31L104 32ZM124 30H126V29L124 28ZM134 30H135V29H134ZM141 30L139 31L138 28H137V34H136V31H135V34H136V35H139L140 32H141ZM19 31H20V30H19ZM49 31H50V32H49ZM55 31H56V30H55ZM63 31H64V30H63ZM77 31H78V30H76V32H77ZM80 31H81V30H80ZM112 31H115V30H112ZM128 31H129V30H128ZM20 32H21V31H20ZM101 32H100V35H101ZM129 32H130V31H129ZM129 32H127V33L129 34ZM131 32H132V31H131ZM146 32H147V30H146ZM162 32H163V31H162ZM54 33H55V32H54ZM78 33H79V32H78ZM104 33H105V32H104ZM104 33H103V34H104ZM142 33H141V34H142ZM60 34H62V32H59V33H57V34L55 33V34H54V38H55V39H53V40L55 41V40L57 39V36H59ZM103 34H102V35H103ZM106 34H108V33H106ZM106 34H105V35H106ZM132 34H133V35L130 34L132 37L134 36V37H137V38H138V36H136V35L134 34V31H133ZM143 34H144V33H143ZM168 34H169V33H168ZM259 34H260V33H259ZM24 35H25V34H24ZM30 35H31V33H30ZM30 35H29V37H30ZM34 35H31V36H34ZM79 35H80V33H79ZM79 35L77 36L78 38L76 37L77 39H75L74 41H76V40H79V41H80V39H79ZM98 35H99V34H98ZM102 35H101V37H102ZM111 35H112V33H111ZM144 35H145V37H146L147 34H144ZM144 35H143V37H144ZM151 35H152V34H151ZM184 35H185V34H184ZM261 35H262V34H261ZM20 36H21V35H20ZM75 36H76V35H75ZM148 36H149V37H148ZM182 36H183V35H182ZM60 37H64V36H60ZM103 37H104V36H103ZM105 37H106V36H105ZM112 37H113V36H112ZM127 37L130 38V36H128V35H127ZM132 37H131V38H132ZM134 37H133V38H134ZM140 37H142V36L140 35ZM145 37H144V38H145ZM147 37H148L149 39H150V38H151V39L153 38V40H152V41L150 40L149 44H147L148 46H149V45H152L153 43H155V41H157L156 38H155L156 40L154 41V36H153V35H152V36L147 35ZM34 38H35V37H34ZM81 38H82V37H81ZM129 38H128V41H129ZM131 38H130V39H131ZM137 38H136V39H137ZM160 38H161V37H160ZM160 38H158V41L160 40L159 42H161V39H160ZM182 38H183V37H182ZM188 38H189V37H188ZM22 39H23V38H22ZM58 39H59V38H58ZM61 39H62V38H61ZM61 39H60V40H61ZM67 39H68V38H67ZM103 39H104V38H103ZM103 39H102V40H103ZM105 39H107V38H105ZM105 39H104V42H105ZM139 39H140V38H139ZM141 39H142V41H144L143 38H141ZM162 39H163V38H162ZM185 39H186V38H185ZM3 40H4V39H3ZM23 40H24V39H23ZM27 40H28V39H27ZM29 40H31V39H29ZM51 40H52V38H51ZM53 40H52V41H53ZM60 40H59V41H60ZM102 40H101V41H102ZM111 40H112V38H111ZM132 40H133V42H134L135 39H132ZM145 40H146V41H144L143 43L145 44V47L148 48V46H146V43H145V42H147L148 39L145 38ZM168 40H169V39H168ZM9 41H10V40H9ZM25 41H26V40H24V42H25ZM35 41H37V40H35ZM59 41H57V42H59ZM62 41H64V39H63ZM62 41H61V42H62ZM128 41H127V42H128ZM130 41H131V40H130ZM138 41H139V40H138ZM162 41H163V40H162ZM180 41H181V40H180ZM27 42H28V41H27ZM66 42H68V41H66ZM69 42H70V41H69ZM80 42H81V41H80ZM80 42H79V44H80ZM139 42H140V41H139ZM163 42H164V41H163ZM168 42H169V41H168ZM35 43H36V42H35ZM35 43H34V44H35ZM49 43H50V42H49ZM54 43H55V42H54ZM62 43H64V42H62ZM62 43H61V44H62ZM76 43H77V42H76ZM76 43H75V44H76ZM111 43H112V42H111ZM131 43H132V42H131ZM137 43H138V42H137ZM150 43H151V44H150ZM156 43H158V42H156ZM156 43H155V44H156ZM6 44H8V42H7ZM26 44H27V43H26ZM34 44H33V46H34ZM36 44H38V42H37ZM51 44H52V43H51ZM58 44H60V42H59ZM58 44H57V45H58ZM71 44H72V43H71ZM134 44H136V42H134ZM139 44H142V43H139ZM164 44H165V42H164ZM164 44H163V47H164V46L166 47L167 44H166V45H164ZM22 45H23V44H22ZM52 45H54V44H52ZM66 45H69V43H67ZM66 45H65V47L68 48L69 46L67 47ZM76 45H77V44H76ZM153 45H154V44H153ZM158 45H159V44H158ZM158 45H157V46H158ZM160 45H161V47H162V44H160ZM203 45H206V47H205V48H204V47H201V48H204V50H205V49L207 48V44H203ZM209 45H210V44H209ZM209 45H208V46H209ZM55 46H56V45H55ZM72 46H74V44H72L71 47H72ZM119 46H120V45H119ZM142 46H143V44H142ZM157 46L154 47V48H152V50L150 49L149 51H147L148 49H145V50L147 51V53L145 54L144 59H142V60H144V61H145V59H146L147 63L150 65V68L153 69V70H156V75H155L154 77L152 76V77H153V84H152V86H155V87H159V86H161V85H162V79H164V77H165V75L163 76L161 73H162L163 71H169V70H171L172 72H173V71H178V72H180V73H181V72H186V73L190 76L189 78H195V76H197V77H204V78H203V81H202L201 83L204 82V79L206 78V77H205V71H206V70L203 69V70H204V72H203V71L199 70L200 68L195 69V68H196L195 65H194L195 68L193 67V64H195L194 62H196L195 60L198 58V56H197V57L195 58V60H194V55H196V51H197V50L195 51V48H194V50L192 49L193 51H195V54H194V52H193V53H192V52H188V51L190 50L189 47L187 48V49H189V50L185 49L186 51L184 50V51L181 52V51H179V50L177 49V51H174V53H173V50H174V49L176 50V48H174V49L171 48L172 50H171V49H168V47H170V44H168L167 49L161 48L160 46L157 47ZM187 46H188V45H187ZM21 47H22V46H21ZM23 47H24V46H23ZM25 47H26V46H25ZM27 47H28V46H27ZM31 47H32V46H31ZM36 47H37V46H36ZM36 47H35V50H36ZM39 47H40V46H39ZM39 47H38V48H39ZM46 47H47V45H46ZM56 47H58V46H56ZM65 47H64V51L62 50V52H64V53H61V51H60L61 49H58V51H60L61 55H59L58 52H57V53H58V54H57L56 51H55L56 49L53 50L54 48L52 49V51H54V55H55V53H56L57 55L61 56L60 58L57 57V61H55V63L58 62V63H57V64H58V65H57V67H58L57 72L59 73V75H61L60 78L63 77V78H62V81H65V80H66V83H65V84H68V81H70V80H68V79H71V78H72V75H71V78H70L71 71L73 72V70H75L74 72H75V74H77V72H78L77 70H80V69H81V66H82L83 64L80 65L81 63L79 64V63L77 62V59H76V62H77L78 64L75 63L76 65H75V64L73 65V63H74L73 60H71L70 62H69V61L67 62L66 60H67V59L69 60V58H67V57H69L70 54H69L68 51H67L69 48H68L67 50H65ZM83 47H84V46H83ZM138 47H139V46H138ZM145 47H144V48H145ZM149 47H150V46H149ZM151 47H153V46H151ZM172 47H173V46H172ZM174 47H175V46H174ZM185 47H186V46H185ZM211 47H212V46H211ZM263 47H264V46H263ZM19 48H20V47H19ZM33 48H34V47H33ZM38 48H37V49H38ZM48 48H49V47H48ZM50 48H51V47H50ZM73 48H74V50H75V48H77V47H72L71 49H73ZM78 48H79V47H78ZM81 48H82V47L80 46V49H81ZM88 48H89V47H88ZM88 48H87V49H88ZM115 48H116V47H115ZM120 48H121V47H120ZM120 48H118V50H119ZM144 48H143V50H144ZM29 49H30V48H29ZM42 49H43V46H42ZM44 49H45V47H44ZM44 49L42 50V52L45 54V53L48 52V51H45ZM46 49H47V48H46ZM82 49H83V48H82ZM139 49H141V48H139ZM179 49H180V48H179ZM209 49H211V51H212V48H209ZM214 49H215V48H214ZM35 50H34V51H35ZM39 50H40V49H39ZM90 50H92V49H90ZM118 50H117V51L115 50L116 53L119 52V51L122 52V51H121L122 48H121V50H119V51H118ZM123 50H124V53H125V49H124V48H123ZM169 50H170L171 52H170ZM182 50H183V49H182ZM207 50H208V48H207ZM207 50H206V51H207ZM215 50H216V49H215ZM44 51H45V52H44ZM49 51H50V50H49ZM65 51H66V52H65ZM80 51H81V50H80ZM80 51L77 50V52H76V51H75V52H74V51H71V52H74V53H73L74 55L76 54L75 56H76L77 58H79V59H78L79 61H80V59H81V61L85 62V61H86L85 59H86L87 56L85 57L86 54H85V55L83 54L84 51H83V53H80ZM139 51H140V50H139ZM178 51L181 52V53H178ZM199 51H200V52H199ZM201 51H203V49L198 50L199 53H201ZM36 52H40V51L36 50L35 53H36ZM126 52H127V51H126ZM142 52H143V54H142V53H141V54L144 55V51H142ZM175 52H177L178 54L175 53ZM198 52H197V53H198ZM208 52H209V50H208ZM35 53H34V54H35ZM52 53H53V52H52ZM66 53H67V55H69V56H67ZM113 53H114V52H113ZM124 53H121V54H124ZM209 53H210V52H209ZM209 53H208V54H209ZM118 54L120 55V53H118ZM130 54L132 55V53H130ZM130 54H129V55H130ZM40 55H41V54H40ZM46 55H47V54H46ZM54 55L51 54L50 56H52V58L55 59V57H53ZM57 55H56V56H57ZM88 55H89V54H88ZM124 55H125V54H124ZM131 55H130V56H131ZM201 55H202V56H205L206 53L203 52V54H201ZM33 56H34V55H33ZM41 56H42V55H41ZM43 56H44V55H43ZM50 56H49V57H50ZM66 56H67V57H66ZM90 56H91V55H90ZM92 56H93V54H92ZM92 56H91V57H92ZM134 56H135V55H134ZM136 56H137V54H136ZM136 56L134 57L135 60H133V57H132V60L129 59V60L133 61V63L130 62L128 59L126 60V59L124 58L125 56H122V57L119 56L121 59L124 58V60H121V59L119 60V58H118V61L116 60L115 62H112V63L114 64L112 70H114V72H115V71L118 72V73H119L118 75L121 74V75H123V76H125V77H129V78H131V79L133 78V79L135 80V79H136V73H137V71H135V68H138V67H137V64H134V63H135L134 61H137V60H136ZM138 56H140V55L138 54ZM207 56H208V55H207ZM39 57H40V56H39ZM71 57L73 58L74 56H71ZM40 58H41V57H40ZM65 58H66V59H65ZM74 58H75V57H74ZM130 58H131V57H130ZM141 58H143V56H141ZM203 58H204V57H203ZM203 58H202V59H203ZM38 59H39V58H38ZM50 59H51V57H50ZM50 59H49V60H50ZM93 59H94V58H93ZM111 59L113 60V59H115V58H111ZM138 59H139V58H138ZM45 60H47V59L45 58ZM49 60H48V62H49ZM109 60H110V58H109ZM109 60H108V62H109ZM142 60H141V62H142ZM165 60H166L167 62H168V60H173V64H172V62H171V64H172V65H171V64H169V62H168L169 65H165V63H164ZM105 61H106V60H105ZM113 61H114V60H113ZM146 61H145V62H146ZM202 61H203V60H202ZM52 62L54 63V60H53ZM71 62H73V63H71ZM138 62H139V60L137 61V63H138ZM145 62H144V63H145ZM44 63H45V62H44ZM44 63H43V64H44ZM105 63H106V62H105ZM139 63H140V62H139ZM139 63H138V64H139ZM10 64H12V63H10ZM13 64H14V63H13ZM17 64H18V63H17ZM40 64H42V62H41ZM47 64H48V63H47ZM85 64H86V62H85ZM166 64H167V63H166ZM55 65H56V64H54V66H55ZM90 65H92V64H90ZM106 65H108V64H106ZM134 65H136V67H135ZM198 65H199V64H198ZM10 66H12V65H10ZM13 66H14V65H13ZM15 66H16V65H15ZM50 66H52V64H50ZM144 66H145V64H144ZM57 67H56V68H57ZM88 67H89V65H88ZM92 67H93V66H92ZM134 67H135V68H134ZM145 67H146L145 69H147L148 66H145ZM7 68H8V65H7ZM10 68H11V67H10ZM12 68H15V67H12ZM17 68H18V67H17ZM93 68H94V67H93ZM140 68H141V67H140ZM148 68H149V67H148ZM15 69H16V68H15ZM15 69H14V70H15ZM54 69H55V68H54ZM84 69H85V68H84ZM89 69H90V67H89ZM105 69H106V68H105ZM205 69H206V67H205ZM52 70H53V69H52ZM86 70H87V69H85V71H86ZM91 70H92V69H91ZM108 70H109V69H108ZM136 70H137V69H136ZM12 71H13V69H12ZM15 71H16V70H15ZM15 71H13V73H14ZM76 71H77V72H76ZM87 71H89V70H87ZM87 71H86V72H87ZM94 71H95V70H94ZM138 71H139V69H138ZM146 71H148V69H147ZM151 71H152V70H151ZM151 71H150V72H151ZM6 72H7V70H6ZM69 72H70V73H69ZM74 72H73V73H74ZM83 72H84V71H83ZM83 72H78L79 74H77L78 76H76V77H79V75H81V77H82L83 80H85L86 77H88V79H89L90 76L85 75V76L83 77V75L81 74V73H83ZM109 72H110V71H109ZM140 72H141V71H140ZM158 72H161V73H158ZM169 72H170V71H169ZM207 72H209V70H207ZM1 73H2V72H1ZM7 73H8V72H7ZM10 73H11V70H10ZM52 73H53V72H52ZM52 73L50 72V74H52ZM73 73H72V74H73ZM84 73H85V72H84ZM84 73H83V74H84ZM91 73H92V72H91ZM147 73H148V72H147ZM174 73H175V72H173V73H171V74L173 75ZM186 73H185V74H186ZM68 74H69V78L67 79L66 77H68V76H67ZM85 74H86V73H85ZM87 74L90 75V73H87ZM96 74H97V73H96ZM112 74H113V73H112ZM137 74L140 75V73H137ZM151 74H152V72H151ZM154 74H155V73H154ZM177 74H178V73H177ZM177 74H176V76H177ZM214 74H215V73H214ZM11 75H12V74H11ZM115 75H116V74H115ZM146 75H147V74H146ZM152 75H153V74H152ZM168 75H169V74H168ZM172 75H171V76H172ZM179 75H180V74H179ZM208 75H210V74H208ZM208 75H206V76H208ZM6 76H7V75L2 76L3 78H2V77H1V78L5 80V78H7ZM9 76H10V75H9ZM9 76H8V78H9ZM73 76H74V75H73ZM91 76H92V74H91ZM93 76H94V75H93ZM96 76H98V75H96ZM137 76H138V75H137ZM4 77H5V78H4ZM10 77H11V76H10ZM81 77H79V80L82 82ZM98 77H100V76H98ZM147 77L149 78V77H151V76H148V75H147ZM167 77H168V76L166 75V78H167ZM169 77H170V76H169ZM173 77H174V76H173ZM187 77H188V76H187ZM11 78H14V77H11ZM11 78H9L8 80L11 81V80H12ZM65 78H66V79H65ZM73 78H75V76H74ZM92 78H93V77H92ZM92 78L90 77V79H92ZM144 78H146L145 75H144L141 79H144ZM184 78H185V77H184ZM10 79H11V80H10ZM63 79H65V80H63ZM88 79H86V80H88ZM93 79H94V78H93ZM117 79H118V77H117ZM117 79H116V80H117ZM141 79L139 80V77H138V81H135V82H136L135 85L143 86V85H144L143 83L146 82V81H144L145 79L141 81ZM151 79H152V78H151ZM201 79H202V78H201ZM0 80H1V79H0ZM8 80L6 79L5 81H8ZM67 80H68V81H67ZM86 80L84 81V83L87 82L86 84H88V81H86ZM97 80H99V79H97ZM102 80H103V79H102ZM116 80H115V81H116ZM119 80H120V79H119ZM119 80H118V81H119ZM124 80H127V79H124ZM169 80H170V79H169ZM179 80H180V79H179ZM205 80H206V79H205ZM208 80H209V79H208ZM54 81H55V80H54ZM75 81H76V79H75ZM90 81H91V80H90ZM95 81H96V80H95ZM118 81H117V82H118ZM143 81H144V82H143ZM167 81H168V80H166V83H167ZM171 81H172V80H171ZM176 81H177V80H176ZM190 81H191V80H190ZM190 81H188V82H190ZM192 81H193V80H192ZM199 81H200V80H199ZM0 82H1V81H0ZM11 82H14V81H11ZM96 82H97V81H96ZM99 82H100V81H99ZM99 82H98V83H99ZM101 82H103V81H101ZM125 82H126V81H125ZM130 82H131V81H130ZM142 82H143V83H142ZM150 82H151V81H150ZM185 82H186V81H185ZM188 82H187V83H188ZM2 83H3V82H2ZM2 83H1V84H2ZM62 83H63V82H62ZM84 83H82V84H84ZM115 83H116V82H115ZM122 83H123V81H122ZM168 83H169V82H168ZM187 83H184V84H187ZM195 83H196V82H195ZM195 83H194V84H195ZM201 83H200V84H201ZM204 83H207V82H204ZM208 83H209V82H208ZM57 84H58V83H57ZM59 84H60V82H59ZM99 84H101V83H99ZM4 85H5V84H4ZM89 85H90V84H88V89H89ZM102 85H103V84H102ZM114 85H115V84H114ZM130 85H131V84H130ZM147 85H150V83L147 84ZM147 85H146V86H147ZM171 85H172V84H171ZM188 85H189V84H188ZM188 85H187V86H188ZM205 85H206V84H205ZM207 85H208V84H207ZM62 86H63V84H62ZM64 86H65V85H64ZM84 86H85V85H84ZM132 86H133V85H132ZM150 86H151V85H150ZM165 86H166V85H165ZM187 86H186V87H187ZM90 87H91V86H90ZM98 87H100V86H98ZM115 87H116V86H115ZM115 87H114V88H115ZM147 87H148L149 89H148V88H144V89H148V90L151 89L149 86H147ZM166 87H167V86H166ZM0 88H1V87H0ZM80 88H81V87H80ZM83 88H84V87H83ZM120 88H121V87H120ZM138 88H139V87H138ZM140 88H141V87H140ZM164 88H165V87H164ZM167 88H168V87H167ZM167 88H166V89H167ZM190 88H191V87H190ZM192 88H193V87H192ZM192 88H191V89H192ZM84 89H85V88H84ZM90 89H92V87H91ZM90 89H89L88 91H90ZM101 89H102V86H101ZM154 89H155V88H154ZM207 89H209V88H207ZM210 89H211V88H210ZM95 90H96V89H95ZM95 90L93 89L94 92H95ZM98 90H99V89H98ZM117 90H118V89H117ZM121 90H122V89H121ZM121 90H120V91H121ZM141 90H142V89H141ZM152 90H153V88H152ZM211 90H212V89H211ZM7 91H8V90H7ZM83 91H84V90H83ZM99 91H100V90H99ZM101 91H102V90H101ZM104 91H105V90H104ZM104 91H103V93H104ZM122 91H123V90H122ZM162 91H164V90H162ZM170 91H171V90H170ZM97 92H98V91H97ZM97 92H95V93H97ZM118 92H119V91H118ZM159 92H161V91H159ZM208 92H209V91H208ZM212 92H213V91H212ZM90 93H91V92H90ZM101 93H102V92H101ZM122 93H123V92H122ZM157 93H158V92H157ZM209 93H210V95H212L211 92H209ZM98 94H100V93L98 92ZM104 94H105V93H104ZM104 94H103V95L101 94L103 98H105ZM151 94L154 95V93H151ZM206 94H207V92H206ZM217 94H218V93H217ZM87 95H88V94H87ZM101 95H99V96H101ZM119 95L122 96L121 93H120ZM128 95H129V94H128ZM155 95H156V94H155ZM219 95H221V94H219ZM6 96H7V95H6ZM124 96H125V95H124ZM156 96H157V95H156ZM207 96H208V95H207ZM86 97H87V96H86ZM91 97H92V96H90V98H91ZM118 97H119V96H118ZM122 97H123V96H122ZM148 97H149V96H148ZM150 97H151V96H150ZM153 97H154V96H153ZM195 97H196V96H195ZM208 97H209V96H208ZM210 97H212V96H210ZM215 97H219V96H215ZM220 97H221V96H220ZM90 98H89V99H90ZM96 98L98 99V97H96ZM99 98H100V97H99ZM140 98H141V97H140ZM151 98H152V97H151ZM155 98H156V97H155ZM155 98H153V99H155ZM125 99H126V98H125ZM127 99L132 101V100L134 99V96H131V95H130L129 97H127ZM127 99H126V101H127ZM149 99H150V98H149ZM192 99H193V97H192ZM195 99H196V98H195ZM205 99H206V98H205ZM99 100H100V99H99ZM101 100H102V99H101ZM151 100H152V99H151ZM120 101H121V99H120ZM153 101H154V100H153ZM155 101H156V100H155ZM91 102H92V100H91ZM128 102H129V101H128ZM174 102H175V101H174ZM27 103H29V101H28ZM122 103H123V102H122ZM134 103H135V101H134ZM7 104H8V103H7ZM23 104H24V103H23ZM23 104H22V105H23ZM125 104H126V103H125ZM136 104H137V103H136ZM173 104H174V103H173ZM175 104H176V103H175ZM128 105H129V104L127 103V106H128ZM127 106H126V107H127ZM173 106H174V105H173ZM176 106H177V105H176ZM176 106H175V107H172V106H171V107H172V109H173V108H177V107H178V106H177V107H176ZM22 107H23V106H22ZM123 107H124V105H123ZM131 107L134 108V105L131 106ZM180 107H182V106H180ZM132 108H131V110H132ZM195 108H196V107H195ZM20 109H22V108L20 107ZM25 109H26V106H25ZM73 109H74V108H73ZM134 109H135V108H134ZM169 109H170V108H169ZM178 109H179V108H178ZM189 109H190V108H189ZM217 109H218V108H217ZM228 109H229V108H228ZM228 109H227V110H228ZM131 110H130V111H131ZM135 110H137V109H135ZM149 110H150V109H149ZM174 110H175V109H174ZM182 110H183V109H182ZM16 111H17V109H16ZM21 111H22V110H21ZM25 111H26V110H23L24 113H25ZM68 111H69V110H68ZM74 111H76V110H74ZM127 111H129V110H127ZM145 111H146V110H145ZM164 111H165V110H164ZM164 111H163V112H164ZM228 111L230 112V109H229ZM237 111H238V110H237ZM18 112H19V109H18L17 113H18ZM23 112H22V113H23ZM70 112H71V111H70ZM76 112H77V111H76ZM124 112H126V111H124ZM143 112H144V111H143ZM143 112L141 111V113H143ZM148 112H149V111H148ZM148 112H147V111L145 112V113H147V116L149 115L150 112H152V110H151L149 113H148ZM156 112H157V111H156ZM24 113H23V114H24ZM26 113H27V112H26ZM66 113H67V110H66ZM66 113H65V114H66ZM72 113H73V112H72ZM72 113H71V114H72ZM166 113H167V112H166ZM177 113H178V114H181V113H179L178 111H177ZM205 113H206V112L204 111L203 114H205ZM211 113H212V111H211ZM211 113H210V115H213V114H211ZM219 113H220V112H219ZM223 113L226 114V112H223ZM227 113H228V112H227ZM230 113H231V112H230ZM230 113H229V116H230ZM232 113H233V111H232ZM0 114H1V113H0ZM14 114H15V112L13 113V115H14ZM62 114H63V113H62ZM67 114H68V113H67ZM76 114H77V113H76ZM122 114H124V113H122ZM126 114H127V113H126ZM126 114H125V115H126ZM136 114H137V113H136ZM139 114H140V112L138 113V115H139ZM150 114H151V113H150ZM178 114H177V115H178ZM185 114H186V113H185ZM203 114H202V115H203ZM207 114H208V113H206L205 117H206V116H209V115H207ZM233 114H234V113H233ZM237 114H238V113H237ZM237 114H235V115H237ZM259 114H260V113H259ZM1 115H2V114H1ZM18 115H19V114H18ZM21 115H22V114H21ZM24 115H25V114H24ZM74 115H75V113H74ZM78 115H79V112H78ZM78 115H77V116H78ZM127 115H128V114H127ZM127 115H126V116H127ZM130 115H132V113H131ZM130 115H128V116H130ZM143 115H145V114H143ZM162 115H163V114H162ZM162 115H160L161 118H162ZM166 115H167V114H165V116H166ZM216 115H219V114L217 113V114L213 115V117L216 116ZM4 116H6V115L4 114ZM4 116H3V119H5ZM7 116H8V115H7ZM7 116H6V118H8ZM9 116H10V115H9ZM67 116H68V115H67ZM77 116H76V117H77ZM163 116H164V115H163ZM180 116H181V115H180ZM191 116H193V118L196 119V116H195V117H194V115H191ZM191 116H189V117L192 118ZM220 116H221V119L224 118V117H226V115H225V116L223 115V117H222V114H220ZM227 116H228V115H227ZM233 116H234V115H233ZM238 116H239V115H238ZM240 116H241V114H240ZM1 117H2V116H0V118H1ZM11 117H12V116H11ZM63 117H64V116H63ZM69 117H70V116H69ZM79 117H80V116H79ZM85 117H86V116H85ZM85 117H84L83 119H85ZM87 117H88V116H87ZM131 117H132V116H131ZM148 117H149V116H148ZM181 117H183V119L186 118V117L184 118L183 114H182ZM187 117H188V116H187ZM189 117H188V118H189ZM201 117H202V116H201ZM9 118H10V117H9ZM13 118H14V117H13ZM70 118H71V117H70ZM80 118H81V117H80ZM80 118H79V119H80ZM127 118H129V117H127ZM127 118H126V119H127ZM143 118H144V120H147V121H148V122L146 123L147 125H148V124H154V126L157 125L159 128H160V126H161V127L164 126V127L168 128V129L171 131V132H169V133H170V134L172 133V134H171L172 136H173V135L176 136L177 134L180 133V132H178V127H181V125H183L182 128H183L184 126H185V127L189 126V125H187V126L184 125L183 122L180 123L182 120L179 121V124H181V125H179V126H178V124L176 125V126H178V127H176L175 125H174V126H173V125H170L169 122H171V121L167 122V121L165 120V118H166L167 120H169V116H168V118H167V117H165V118L163 117L162 119L159 118V116H158V117H157V118H158L157 121H154V122H151V120L146 119L145 116H144ZM173 118H174V117H173ZM188 118H186V119H188ZM209 118H211V117H209ZM219 118H220V117H219ZM219 118H218V119H219ZM227 118H228V117H227ZM243 118H244V117H243ZM247 118H248V117H247ZM76 119H77V118H76ZM90 119H91V118H90ZM126 119H125V120H126ZM131 119H132V118H131ZM131 119H130V120H131ZM159 119H160V120H159ZM179 119H181V118H179ZM179 119H178V120H179ZM194 119H193V120H194ZM197 119H198V117H197ZM197 119H196V120H197ZM207 119H208V117H207ZM214 119H215V118H214ZM218 119H216V120L218 121ZM228 119H229V118H228ZM228 119H226V123H228V121L230 122V119H229V120H228ZM261 119H262V118H261ZM0 120H1V119H0ZM16 120H17V119H16ZM73 120H75V118H74ZM132 120H133V119H132ZM137 120H138V119H137ZM140 120H141V118H140ZM142 120H143V119H142ZM144 120H143V121H144ZM153 120H154V118H152V121H153ZM170 120H172V118H170ZM193 120H192V119H191V121L188 120V122L190 121V124H192ZM196 120H194V121H196ZM198 120H199V119H198ZM200 120H203L202 122L200 121L201 124L205 121V120H204V115H203V119L200 118ZM223 120H224V119H223ZM231 120H232V119H231ZM238 120H239V119H238ZM262 120H263V119H262ZM1 121H2V120H1ZM3 121H4V120H3ZM6 121H8V120L5 119V122H6ZM14 121H15V120H14ZM79 121H80V120H79ZM83 121L85 122L86 119L83 120ZM88 121H90V120H89V117H88ZM88 121H87V122H88ZM96 121H97V120H96ZM98 121L100 122V120H98ZM98 121H97V122H98ZM133 121H134V120H133ZM133 121H132V123H133ZM135 121H136V119H135ZM138 121H139V120H138ZM172 121H173V120H172ZM176 121H177V120H176ZM207 121H210V120H207ZM212 121H213V120H212ZM214 121H215V120H214ZM224 121H225V120H224ZM235 121H237V117L235 118ZM239 121H240V120H239ZM245 121L248 123V121H247L246 119H245ZM245 121H244V122H245ZM260 121H261V120H260ZM10 122H11V121H10ZM17 122H18V121H17ZM81 122H82V119H81ZM90 122H91V121H90ZM127 122H128V121H127ZM141 122H142V121H141ZM173 122H175V119H174ZM173 122H172V123H173ZM200 122L198 121V123H200ZM237 122H238V121H237ZM237 122H236V123H237ZM241 122H242V117H241ZM241 122H238V123L241 124ZM11 123H12V122H11ZM74 123H75V122H74ZM88 123H89V122H88ZM112 123H113V122H112ZM130 123H131V121H130ZM134 123H137V122H134ZM134 123H133V124H134ZM138 123H139V122H138ZM177 123H178V121H177ZM196 123H197V122H196ZM196 123H195V125H194V123L192 124V125H194L195 127L190 125L191 127H193V128H189L190 130H188L187 128H185V129H186L187 131H190V133L192 134L194 128H195V129L199 128V127H198L199 124H196ZM209 123L212 125V122H208V124H209ZM218 123H220V122H218ZM222 123H223V122H221V126L224 127V126L222 125ZM226 123H225V124H226ZM233 123H234V121H233ZM236 123H235V127H237V126H236ZM238 123H237V125H238ZM247 123H246V124L243 123V124L246 125V126H248L249 124L247 125ZM254 123H255V122H254ZM254 123H253V124H254ZM2 124H3V126H5L4 128H7V127L9 126V123H8V122H7L8 126L6 125V123H5V125H4V123H1V125H2ZM75 124H76V123H75ZM91 124H92V123H91ZM96 124H98V123H96ZM113 124H114V123H113ZM140 124H141V123H139V125H140ZM174 124H176V123H174ZM204 124H205V123H204ZM206 124H207V123H206ZM10 125H11V124H10ZM73 125H74V124H73ZM88 125H89V124H88ZM94 125H95V124H94ZM127 125H128V124H127ZM214 125H216V124H214ZM218 125H219V124H218ZM218 125H217V126H218ZM226 125H227V124H226ZM229 125H230L229 128L231 129V126H233V125L231 124V122H230V124H228L227 126H229ZM250 125H252V124H250ZM6 126H7V127H6ZM13 126H14V124H13ZM13 126H12V127H13ZM15 126H16V125H15ZM17 126H18V125H17ZM17 126H16V127H17ZM76 126H77V124H76ZM78 126H79V125H78ZM80 126H81V125H80ZM80 126H79V127H80ZM90 126H91V125H90ZM90 126H89V127H90ZM92 126H93V125H92ZM97 126L99 127V125H95V127H97ZM109 126H110V125H109ZM128 126H130V124H129ZM140 126H141V125H140ZM150 126H152V128L154 129L153 125H150ZM190 126H189V127H190ZM207 126H208V125H207ZM239 126H240V125H238V128L240 129V128H242L243 125H241L240 127H239ZM246 126H244V128H245ZM16 127H15V128H16ZM82 127H84L83 129L88 128V127L85 128V126H82ZM95 127H94V128H95ZM98 127H97V128H98ZM107 127H108V126H107ZM110 127H111V126H110ZM110 127H109L108 129H110ZM115 127H116V126H115ZM158 127L156 128V126H155V129H159ZM164 127H163V129H164ZM201 127H203V125H202ZM209 127H210V126H209ZM209 127H208V128L206 127V128L209 129ZM248 127H249V126H248ZM0 128L3 129L2 126H1ZM9 128H10V127H9ZM76 128H77V127H76ZM113 128H114V126H113ZM113 128L110 129V130H113V131H114ZM130 128H132V127H130ZM210 128H213V129H214V128H216V127H215V126H214V127L212 126V127H210ZM217 128H218V127H217ZM217 128H216V130H217ZM226 128H227V127H225V130H226ZM233 128H234V126H233ZM233 128H232V129H233ZM252 128H253V126H251L250 129H252ZM12 129H14V128H12ZM16 129H18V128H16ZM77 129H78V128H77ZM83 129H81V127H80V131L83 130ZM90 129H91V127H90ZM108 129H106V130H108ZM140 129L143 130V127H142V128H138V130H140ZM163 129H162V130H163ZM191 129H192V130H191ZM195 129H194V130H195ZM203 129H204V128H202L200 131H202ZM207 129H206V130H207ZM213 129H212V130H213ZM223 129H224V128H223ZM223 129H222V130H223ZM234 129L237 131L236 128H234ZM246 129H247V128H245L244 131H246ZM250 129H249V131H248V136H250V135H249V134H250V133H249V132H250ZM253 129H254V128H253ZM253 129H252V130H253ZM4 130H5V129H4ZM20 130H21V129H20ZM75 130H76V129H75ZM96 130H99V129H96ZM96 130L94 131V129H93V131H94L95 133H96ZM103 130H104V129H103ZM110 130H109V131H110ZM141 130H140V133H141ZM145 130L148 132L147 129H144L142 132H144ZM180 130H181V128L179 129V131H180ZM183 130H184V128H183ZM183 130H181V131H183ZM198 130H199V129H198ZM198 130H197V131H198ZM216 130L214 129V131H216ZM242 130H243V129H242ZM242 130L240 129V131H242ZM247 130H248V129H247ZM6 131L8 132V129H6ZM14 131H15V130H14ZM76 131H77V130H76ZM80 131L78 130L79 133H80ZM89 131H90V130H89ZM89 131H88V132H89ZM101 131H102V130H101ZM133 131H134V130H133ZM146 131H145V133H146ZM159 131H160V130H159ZM163 131H164V130H163ZM163 131H161V132H163ZM187 131H186V133H188ZM191 131H192V132H191ZM207 131H208V130H207ZM207 131H205L206 136H203V135H202L203 137H206V138H207V133H206ZM209 131H210V129H209ZM209 131H208V132H209ZM227 131H228V130H227ZM227 131H226V133L229 134L230 131H229V132H227ZM236 131H235L234 133H236ZM9 132H10V131H9ZM84 132H86V131L84 130ZM115 132H116V131H115ZM135 132H136V131H135ZM137 132H138V131H137ZM154 132H156V131H154ZM157 132H158V131H157ZM167 132H168V131H167ZM194 132H195V131H194ZM210 132H211V131H210ZM217 132H218V130H217ZM217 132H216V134H218ZM221 132H223V131H221V129H220V130H219V133H221ZM231 132H232V131H231ZM238 132H239V130H238ZM253 132H254V131H253ZM3 133H4V132H3ZM15 133H17V131H16ZM86 133H87V132H86ZM86 133H85V134H86ZM89 133L91 134V136L94 134V133H91V132H89ZM145 133H144V134H145ZM165 133H166V132H165ZM169 133H167V134H169ZM184 133H185V132H184ZM184 133H182V135H183ZM190 133H189V134H190ZM195 133H197V132H195ZM195 133L192 134L193 137H194V135H195V136L197 135V134H195ZM203 133H204V131H203ZM239 133H240V132H239ZM242 133H243V132H241L240 135H241ZM245 133H246V132H245ZM5 134H6V132H5ZM13 134H14V133H13ZM80 134H81V133H80ZM85 134H84V135H85ZM96 134L99 135V134H101V133H100V132H99V133L97 132ZM113 134H114V133L111 131V135H112V136H113ZM141 134H142V133H141ZM144 134H142V137H143ZM189 134H188V135H189ZM198 134H199V133H198ZM200 134H202V132H201ZM211 134H212V133H211ZM213 134H215V132H213ZM251 134H252V133H251ZM6 135H7L8 138H9V133L6 134ZM81 135L83 136V133H82ZM81 135H80V137H82ZM98 135H97V136H98ZM114 135H116V133H115ZM157 135H158V134H157ZM180 135H181V134H180ZM180 135H178V137H176V138H178V139H175V140H179V141H180V139H179V136H180ZM208 135H210V133H209ZM221 135H222V133H221ZM221 135H219V136H221ZM225 135H226V134L223 132V136H221V137H222V138H221V139H222L221 142H220V139H219V142H220L221 144L224 143V142H226V139H225V138H227V136L225 137ZM245 135H247V134H245ZM245 135H242V138H243V136H245ZM14 136H15V134H14ZM77 136H78V135H77ZM95 136H96V135H95ZM140 136H141V135H140ZM140 136H138V137H140ZM162 136H163V135H162ZM164 136L166 137V135H164ZM169 136H170V135H169ZM169 136H167V137H169ZM185 136H186V135H185ZM185 136H184V137H185ZM202 136H201V139H203ZM210 136H211V135H210ZM210 136H209V137H210ZM214 136H215V135H214ZM219 136L216 135V137H214V138H216V140H217V138H218ZM228 136H230V135H228ZM231 136H232V135H231ZM15 137H16V139H17V136H15ZM46 137H47V135H46ZM84 137H85V136H83L82 138L84 139ZM88 137H89V134H88V136H87V141H88L90 138H93V137H90V138H88ZM99 137H100V135H99ZM99 137H97V138H99ZM136 137H137V136H136ZM144 137H145V136H144ZM144 137H143V138H144ZM147 137H148V136H147ZM181 137H182V136H181ZM187 137H188V136H187ZM191 137H192V136H190V137H189V140H187V141H190V138H191ZM211 137H213V136H211ZM234 137H235V136H234ZM234 137H232V139H228V140H229L228 142H230L229 145H226V143H225V145L227 146V148H228V146H229L230 148H232L233 142L237 140L236 137H235L236 140H233ZM246 137H247V136H246ZM246 137H245L244 139H246ZM4 138H5V137H4ZM13 138H14V137H13ZM13 138H12V136H10V139H13ZM97 138H96V139H97ZM100 138L102 139L103 137L101 136ZM100 138H99V139H100ZM143 138H142V139H143ZM157 138H158V137H157ZM161 138H162V137H161ZM173 138H175V137H173ZM173 138H171V139H173ZM230 138H231V137H230ZM63 139H64V138H63ZM96 139L94 138L93 141L96 140ZM99 139H98V141H99ZM148 139H149V138H147V140H146V142H145V143H147V144H145L146 147H145V146H142V144H143L144 141H145V139H143V140H141V142L143 141V143H142L141 145H140V144H139V145H138V144H135V145H134V148L132 147V148H133V150L131 149V150L133 151L132 153H128V152H127L128 154L126 153V154H127V155H126V154H125L126 151H124L125 156H124V154L122 155V153H121L122 149H121V148H123V150L128 149V145H127V144L124 145L126 142H125L124 144H121V143L119 142L122 146H124V147L127 146V148L125 147L126 149H124V147H121V146L119 145V143H117L116 145H115L116 142H114L113 144H109V143H108V144H109V145H108V144L106 143V142H108V141L105 142L104 139H102V140H103V144H104V142H105V144L108 145V148H107V146H105L108 150L104 147V148H99V149H98V152L100 151L101 154H105L106 156H108V154H110L111 157L116 156L118 153L121 154V155H120L121 157L119 156L118 159L121 158L120 161H123V162H125V163H129L128 165H129L130 167H129V166H128V167H129V169H130L129 172H130V175H131L132 179L129 178V179H131L130 182H129L128 180L124 181V182H129V184H128V185H125V186H124L125 183L123 184V183H122L123 181H122V182L120 181V182L123 184V185L120 184L121 186H123V187L120 188L121 190L119 189L120 192L122 191L121 193L123 194V190H125V191L127 190L128 194L124 196L125 198H126V196H127V202H128L129 199H132V201L137 200V201L139 202L138 204L140 205L139 208L141 207V209H140L141 212L143 213V212L145 211L144 214L141 213L142 215L145 216V214H146L147 217H148V216H151V217L153 216L152 218H154V215H156L157 217H159V220H160V216H158V215H161V214H158V212H157L158 209H159V207L161 208V205H162V204H165V205L167 204V205H168L169 203H170V204H169L168 206H169L170 208H171L172 206H174V205H175V202H174V204H173V201L176 200V198L174 197L176 194L173 195V199H174V198H175V199H174V200L171 199L169 194H172V193H168V192L166 191L167 185H166V182H164V181H165V180H164L165 178L163 179L164 181L161 180V181H163V182H159V181L156 180V178L154 177V176H156V174H157V176H159L160 174L156 173L157 171H155V172H153V173H156V174L153 175V173H152V171H153L152 168L154 167V165H155L154 163H155V162L153 163L154 165H151L152 163H151L150 160H152L151 158H152V156H154L153 154H154L155 152L157 153V151H158V155H159L160 153H161V154H164V153L166 152V150H165L164 153L161 152V151H163L164 149H162L161 151H160V149H158L157 151H154L153 146H155V147L157 148V146H161L163 143L161 144V143H159L160 141H159V142H158V141L156 142L155 140L151 141V140H148ZM169 139H170V138H169ZM171 139H170V140H171ZM182 139H183V137H182ZM184 139H185V138H184ZM184 139H183V140H184ZM191 139H193V138H191ZM198 139H199V140H197V138H196V140L198 141V144H199V143H201L200 137H199ZM204 139H205V138H204ZM210 139H213V138H210ZM239 139H240V138H239ZM244 139H242L243 141L240 140V143L243 142L242 144H244V143H245V142H244ZM14 140H15V138H14ZM14 140H12V141H14ZM91 140H92V139H91ZM102 140H101V141H102ZM139 140H140V138H139ZM157 140H159V138H158ZM160 140H161V139H160ZM163 140H166V139H164V137H163ZM163 140H162V141H163ZM194 140H195V138H194ZM196 140H195V142H196V144H197V141H196ZM208 140H209V138H208ZM208 140L206 139V141H208ZM246 140H248V138H247ZM260 140H261V139H260ZM10 141H11V140H10ZM17 141H18V140H17ZM85 141H86V140H85ZM112 141H113V140H112ZM134 141H135V140H134ZM134 141H133V142H134ZM162 141H161V142H162ZM168 141H169V140H168ZM179 141H178V142H179ZM184 141H185V140H184ZM192 141H193V140H192ZM217 141H218V140H217ZM217 141H216V142H217ZM238 141H239V140H238ZM238 141H236V142H238ZM241 141H242V142H241ZM261 141H262V140H261ZM7 142L9 143V140H8ZM15 142H16V141H15ZM15 142H14V143H15ZM18 142H19V141H18ZM88 142H89V141H88ZM94 142H96V141H94ZM94 142H93V143H94ZM137 142H138V141H137ZM176 142H177V141H176ZM176 142H175V143L172 142V143H174V144H173V145L170 144V148H173V146H176L177 144H179L178 142H177V144H176ZM181 142H183V141H181ZM236 142H234V143L236 144ZM259 142H260V141H259ZM262 142H263V141H262ZM10 143H11V142H10ZM12 143H13V142H12ZM14 143H13V144H14ZM101 143H102V142H101ZM122 143H123V142H122ZM135 143H136V142H135ZM166 143H170V142H167V141H166ZM187 143H188V142H187ZM191 143H192V142H190V145H192L194 142H193L192 144H191ZM202 143H204V145H205V144H207V145H208V144H209V145L211 144L210 142H206V143H205V140H204V142L202 141ZM202 143H201V144H202ZM213 143H214V140H213L212 144H213ZM240 143H239V144H240ZM16 144H17V143H16ZM16 144H14V146H16ZM91 144H92V143H91ZM94 144H95V143H94ZM184 144H185V143L183 142V146H184ZM196 144H194V146H195ZM198 144H197V145H198ZM201 144H200V145H201ZM214 144H215V143H214ZM214 144H213V145H214ZM239 144L237 143V145H239ZM249 144H250V143H249ZM18 145H19V144H17V146H18ZM100 145H101V144H100ZM117 145H118V146H117ZM164 145H165V144H164ZM180 145H181V143H180ZM186 145L189 146V144H185V147H186ZM197 145H196V146H197ZM209 145H208V146H209ZM213 145H210L211 148L214 147ZM216 145H217V144H216ZM216 145H215V146H216ZM218 145H219V148H220L221 145H220V144H218ZM244 145H245V144H244ZM244 145H243V146H244ZM252 145H253V144H251V146H252ZM254 145H255V144H254ZM260 145H261L260 147H258L259 145H258L257 147H258V148H263V147H264L263 144H260ZM262 145H263V147H262ZM22 146H23V145H22ZM92 146H93V145H92ZM95 146H96V145H95ZM97 146H98V144H97ZM119 146H120L121 148H120ZM131 146H132V145H130V147H131ZM140 146L144 147V148H143L144 150H141L142 148H140ZM188 146H187V147H188ZM194 146H193V147H194ZM196 146H195V147H196ZM223 146H224V145H223ZM240 146H242V145H240ZM240 146H239V147H240ZM11 147H12V146H11ZM18 147H19V146H18ZM18 147H17V148H18ZM24 147H25V146H24ZM24 147H23V148H24ZM99 147H100V146H99ZM102 147H103V146H102ZM161 147H162V146H161ZM179 147H180V146H179ZM185 147H184V148H185ZM187 147H186V148H187ZM190 147H191V146H190ZM195 147H194L193 149H196V148H197V147H196V148H195ZM198 147H200V146H198ZM17 148H16V149H17ZM20 148H21V147H20ZM148 148H149V149H148ZM158 148H160V147H158ZM162 148H164V147H162ZM184 148H182V146H181V149H183V152L185 151ZM206 148L208 149L209 147H206ZM211 148H210V149H211ZM214 148H215V147H214ZM225 148H226V147H224V148L222 147V149H225ZM251 148H252V147H251ZM255 148H256V147H255ZM13 149H14V148H13ZM16 149H15V150H16ZM91 149H92V148H91ZM175 149L177 150L178 148H175ZM188 149H189V147H188ZM190 149H192V147H191ZM190 149H189V152H186L185 154H187V153H191V152H192V155L190 154V155H191L190 158H191L192 156H194V157H192L193 159L191 160V163L194 164V163L196 162L195 160H197V158H198V160H197V162H198L200 157H197L198 155H197V156L195 155L196 152L193 154V150L190 151ZM201 149H202L203 151H202ZM217 149H218V148H217ZM217 149L214 150V151L216 152V154H217L218 152L221 151V148H220V150H218V151H217ZM228 149H229V148H228ZM228 149H227V151H228ZM235 149H236V147H235ZM243 149H244V148H243ZM15 150H14V151H15ZM23 150H24V149H23ZM155 150H156V149H155ZM169 150H170V149H169ZM172 150H173V151H172ZM176 150H175V152H174V149H171V150H170V151H172L171 153H173V156H174L175 158L177 157L176 155H177V153H178V151H179L180 149H178V151H176ZM197 150H199V148L196 149V151H197ZM212 150H213V149H212ZM229 150H230V151H229V154H228V152H226L227 155H228V157H227L226 154L224 155V157H223V154H222V156H221V152H220V156H221L222 158H225V156H226L227 158H230V159L233 160V156H234V154H235V153H234L235 151H234L233 149H232V150L229 149ZM10 151H11V149H10ZM17 151H18V150H17ZM21 151H22V150H21ZM21 151H20V152H21ZM24 151H25V150H24ZM92 151H93V150H92ZM94 151H95V150H94ZM128 151H129V149H128ZM159 151H160V153H159ZM186 151H188V150L186 149ZM200 151L203 152V153H204V152H207V153H208L207 150L204 151V147H203V146H202V148H200V150H199L198 152H200ZM214 151H213V152H214ZM225 151H226V149H225ZM237 151H239V150H237ZM256 151H258V150H256ZM259 151H260V150H259ZM259 151H258V153H259ZM22 152H23V151H22ZM122 152H123V151H122ZM129 152H130V151H129ZM153 152H154V153H153ZM209 152H210V151H209ZM223 152H224V151H223ZM253 152H254V151H253ZM263 152H264V149H263ZM263 152H262V153H263ZM18 153H19V152H18ZM18 153H17V154H18ZM91 153H92V152H91ZM169 153H170V152H169ZM181 153H182V152H181V150H180V153H179V154H181ZM203 153H197V154H202V156H203ZM207 153H206V154H207ZM11 154H15V155H17L16 152L13 153V151H12ZM11 154H9V155H11ZM64 154H65V153H63V155H64ZM80 154H81V153H80ZM92 154H93V156H94V153H92ZM95 154H96V153H95ZM113 154H114V155H113ZM115 154H116V155H115ZM130 154H131V155H130ZM179 154H178V156H179ZM211 154H212V153H211ZM211 154H210V156H211ZM218 154H219V153H218ZM249 154H250V151H249ZM251 154H252V153H251ZM259 154L261 155V152H260ZM263 154H264V153H263ZM23 155H24V153H23ZM98 155H99V154H98ZM208 155H209V153H208ZM212 155H213V157H214V154H212ZM239 155H240V153H239ZM239 155H238L237 157H239ZM256 155H257L258 157H257ZM35 156H36V155H35ZM106 156H105V157H106ZM117 156H118V155H117ZM155 156L157 157V154H156ZM163 156H166V154L163 155ZM163 156H161V158H162ZM168 156H169V155H168ZM180 156H181V155H180ZM185 156H186V155H185ZM185 156H184V157H185ZM188 156H189V154H188ZM195 156H196V157H195ZM204 156L207 157L206 155H204ZM218 156H219V155H218ZM220 156H219L218 158H221ZM235 156H236V155H235ZM235 156H234V162L237 160V159L235 160ZM247 156H248V154H247ZM254 156H256L257 159H258V158H261V156H259L258 154H254ZM11 157H12V156H11ZM18 157H19V156H18ZM28 157H30V155H29ZM63 157H65V156H63ZM102 157H103V156H102ZM158 157H159V156H158ZM184 157H181V160H180L179 158H176V159H177V161H178V159H179L180 161H182V159H184ZM205 157H203V158L205 159ZM251 157H252V156H251ZM251 157H250V158H251ZM256 157H255V160H256ZM263 157H264V156L262 155V158H263ZM0 158H1V157H0ZM16 158H17V157H16ZM37 158H38V157H37ZM60 158H62V156H60ZM90 158H95L94 160H96V161H95L96 163H98V162L100 161V159H101V157H99L100 159H99V161L97 162L96 155H95L94 157H90ZM116 158H117V157H116ZM165 158H166V157H165ZM210 158H211V157H210ZM215 158H217V157H215ZM215 158H213L214 160H211V159L209 160L208 158H206V159H207V160H206L207 162L205 161V162H206L205 165H203L202 162H201L202 165L200 166V168H199V166H197V167H198L199 169H201V167L204 168V166H205V168H216V170H217L218 167H219V164H221L220 162H221L222 160H221V161H218L219 159H217V161H218V162H217V161L215 160ZM227 158H225V159L227 160ZM241 158H242V157H241ZM244 158H245V157H244ZM252 158H253V157H252ZM12 159H13V157H12ZM14 159H15V158H14ZM14 159H13V160H14ZM18 159H19V158H18ZM29 159H31V158H29ZM64 159H65V158H64ZM66 159H67V158H66ZM77 159H78V158H77ZM86 159H87V158H86ZM106 159H107V158H106ZM153 159H154V157H153ZM155 159H156V158H155ZM167 159H169V158L167 157ZM186 159H187V158H186ZM188 159H189V157H188ZM263 159H264V158H263ZM19 160H20V159H19ZM38 160H39V159H38ZM61 160H62V162L67 161V160H64V161H63V159H61ZM68 160H69V159H68ZM89 160H90V159H89ZM104 160H105V159H104ZM156 160H157V159H156ZM159 160H160V159H159ZM164 160H165V159H164ZM169 160L171 161V159H169ZM169 160H167V161H168L167 163H169ZM189 160H190V159H189ZM223 160H224V159H223ZM232 160H231V161H232ZM245 160H246V159H245ZM248 160H249V159H248ZM248 160H246V161L248 162ZM253 160H254V158H253ZM253 160H251V161H253ZM1 161H2V160H1ZM14 161H15V160H14ZM79 161H80V160H79ZM84 161H85V160H84ZM86 161H87V160H86ZM86 161H85V162H86ZM102 161H103V158H102ZM107 161L109 162V159H107ZM153 161H154V160H152V162H153ZM157 161H158V160H157ZM157 161H156V162H157ZM180 161H179L178 163L181 164L182 162H180ZM200 161H201V160H200ZM228 161H229V159H228L226 162H228ZM231 161H229V163H230ZM242 161H243V160H242ZM246 161H244V162H246ZM15 162H16V161H15ZM36 162H38V161H36ZM53 162H54V161H53ZM88 162H89V161H88ZM90 162H91V161H90ZM104 162H106V160H105ZM104 162H103V164H104ZM158 162H159V161H158ZM160 162H162V161H160ZM164 162H165V161H164ZM186 162H187V161L185 160L184 165L186 164ZM224 162H225V161H224ZM226 162L223 163V165L221 166L222 168H220V169H222L223 171H224V169H226V168L228 167L227 165H225L226 168H223L224 164H227ZM253 162H255V161H253ZM257 162H259V161H257ZM1 163H2V162H1ZM1 163H0V164H1ZM18 163H19V162H18ZM39 163H40V162H39ZM44 163H47V162H44ZM67 163H68V162H67ZM69 163H70V162H69ZM69 163H68V164H69ZM80 163H81V162H80ZM86 163H87V162H86ZM91 163H92V162H91ZM110 163H111V162H110ZM150 163H151V164H150ZM198 163H199V162H198ZM229 163H228V164H229ZM261 163H262V162H260V163H258V164H261ZM64 164H65V162H64ZM83 164H84V163H83ZM83 164H82V165H83ZM98 164H99V163H98ZM98 164H96V166H97ZM101 164H102V163H101ZM121 164H122V163H121ZM159 164H160V163H159ZM159 164H157V165L159 166ZM180 164H179V166H181ZM189 164H190V163H188V165H189ZM193 164H192V165H189V166H194V167H195V166H196V163H195V165H193ZM244 164H245V163H244ZM250 164H251V167H252V162L249 163V164H247V165L250 166ZM48 165H49V164H48ZM71 165H73V164H71ZM89 165H90V163H88V166H89ZM91 165H92V164H91ZM110 165H111V164H110ZM124 165H125V164H124ZM150 165L152 166V167H151V170H152V171L150 170ZM161 165H162V164H161ZM168 165H169V164H168ZM199 165H200V164H199ZM230 165H233V164L230 163V164H229V167H230ZM247 165H246V166H247ZM255 165H257V164L254 163V166H255ZM0 166H1V165H0ZM38 166H39V165H38ZM50 166H51V165H50ZM66 166H68V165L66 164ZM80 166H81V165H80ZM98 166L100 167V164H99ZM104 166H105V168L107 167L106 164H104ZM114 166H115V165H113L112 168H115ZM118 166H119V165H118ZM125 166H126V165H125ZM158 166H156V169H157ZM186 166H187V165H185L184 167H185V169L187 170V167H186ZM225 166H224V167H225ZM233 166H234V165H233ZM240 166H242V164H241ZM259 166H260V165H259ZM259 166H258V167H259ZM262 166H263V164H262ZM262 166H260V167L262 168ZM19 167H20V166H19ZM22 167H23V166H22ZM45 167H46V166H45ZM52 167H53V166H52ZM83 167H86V166H83ZM99 167H98V168H99ZM108 167L110 168L109 165H108ZM122 167H123V166H122ZM164 167H165V166H164ZM166 167H167V166H166ZM171 167H172V166L170 165V168H171ZM182 167H183V166H182ZM182 167H180V169H181ZM194 167H191V169H190V167H189V171H188V172H189V176H190L192 173H194V172L196 173V171H193V172H192V170L194 169ZM197 167H195L196 169H194V170H198ZM231 167H232V166H231ZM231 167H230V168H231ZM244 167H245V166H244ZM256 167H257V166H256ZM256 167H255V168H256ZM34 168H37V167H34ZM39 168H41V167H39ZM43 168H44V165H43ZM89 168H90V167H89ZM92 168H93V167H92ZM105 168H104V169H105ZM109 168H107V169H109ZM116 168H117V167H116ZM118 168H119V167H118ZM154 168H155V167H154ZM154 168H153V169H154ZM161 168H162V167H161ZM161 168H159V169L162 171ZM168 168H169V167H168ZM238 168H240V167H238ZM263 168H264V167H263ZM25 169H26V168H25ZM45 169H47V168H45ZM50 169H51V167H50ZM82 169H83V168H82ZM120 169H121V168H120ZM120 169H119V172L122 170V169H121V170H120ZM123 169H124V168H123ZM129 169H128V170H129ZM156 169H154V170H156ZM220 169H219V170H220ZM232 169H233V168H232ZM4 170H5V168H4ZM32 170H34V169L32 168ZM41 170H42V168H41ZM41 170L38 169V171H41ZM48 170H49V168H48ZM48 170H47V172H49ZM51 170H53V172L55 173V171H54L53 168H52ZM55 170H56V169H55ZM72 170H73V169H72ZM89 170H91V169H89ZM112 170H113V169H112ZM114 170H117V169H114ZM114 170H113V171H114ZM163 170H164V169H163ZM165 170H166V168H165ZM171 170H172V168H171ZM171 170H170V171H171ZM183 170H184V169L180 170L182 175L184 174V173H182ZM186 170H185V171H186ZM190 170H191V171H190ZM216 170H215V172H216ZM222 170H221V172H223ZM227 170H228V168L226 169V171H227ZM229 170H230V169H229ZM234 170H235V167H234ZM238 170H239V169H238ZM238 170H236V171L238 172ZM29 171H30V170H29ZM34 171L37 172L36 170H34ZM42 171H43V172H41L42 174L40 173L41 175H43V173H44V170H42ZM60 171H61V170H60ZM64 171H65V170H64ZM84 171H86V170H84ZM101 171H103V170H101ZM113 171H110V170H109V173H110V172H113ZM123 171H124V170H123ZM125 171H126V170H125ZM178 171H179V170H178ZM205 171H206V170H205ZM205 171H204V170H201L199 173H201V172H202V173H203V172L206 173L207 171H206V172H205ZM226 171H224L222 174H221V173H220V174L226 176V174H227ZM230 171H231V170H230ZM1 172H3V171H1ZM4 172H5V171H4ZM20 172H22V171L20 170ZM45 172H46V170H45ZM58 172H59V171H58ZM72 172H73V171H72ZM87 172H88V171H87ZM99 172H100V171H99ZM104 172H106V171H104ZM114 172L116 173V171H114ZM126 172H127V171H126ZM126 172H124V176H125V173H126ZM129 172H128V173H129ZM158 172L161 173V176L164 174V172H167V173H168L167 170H166V171H163V172H160V171H158ZM190 172H192V173L190 174ZM217 172H218L217 174H219L220 171L217 170ZM227 172H229V171H227ZM232 172H233V174H234V171H232ZM232 172L229 173V174H231V178H232V176H234L235 174H237V172H236L234 175H232ZM249 172H250V171H249ZM259 172H260V171H259ZM6 173H7V172H6ZM6 173H5V174H6ZM10 173H11V172H10ZM12 173H13V172H12ZM12 173H11V174H12ZM32 173H34V172H32ZM49 173H50V172H49ZM93 173H94V172H93ZM93 173H90V174L92 175ZM95 173H96V172H95ZM95 173L92 175L93 177H94ZM106 173H107V172H106ZM106 173H105V176H106ZM117 173H118V172H117ZM120 173H123V172L121 171ZM162 173H163V174H162ZM170 173H171V172H170ZM179 173H180V172H179ZM202 173H201V174H202ZM207 173H208V172H207ZM207 173H206V174H207ZM225 173H226V174H225ZM238 173H239V172H238ZM240 173H241V171H240ZM253 173H254V172H253ZM257 173H258V172H257ZM11 174H9V175H11ZM22 174L24 175L25 173H22ZM26 174H27V173H26ZM51 174H52V173H50V176H51ZM58 174H59V173L56 174L57 177H59ZM85 174H86V178H87L86 180H88L87 173H85ZM112 174H114V173H112ZM172 174H173V173H172ZM196 174H198V172H197ZM206 174H204V177H205ZM229 174L227 175L228 177H230ZM47 175L49 176V174H46V176H47ZM61 175H63V174H61ZM72 175H73V174H72ZM102 175H103V173H102ZM116 175H117V174H116ZM118 175H119V177H120V174H118ZM126 175H129V174L126 173ZM186 175H187V174H186ZM239 175H241V174H239ZM254 175H255V174H254ZM256 175H257V174H256ZM260 175H261V174H260ZM12 176H13V175H12ZM29 176H30V174H29ZM29 176H27V177L29 178ZM35 176H39V173L37 172V173L35 174ZM46 176H45V174L43 175V177H46ZM50 176H49V177H50ZM54 176H55V175H53V177H54ZM56 176H55V178H56ZM66 176H67V175H66ZM73 176H74V175H73ZM92 176H91V177H92ZM108 176L110 177L111 174H108ZM108 176H107V177H108ZM169 176H170V175H169ZM191 176H192V175H191ZM193 176H194V175H193ZM201 176L203 177V175H201ZM218 176H219V175H218ZM252 176H253V174H252ZM261 176H262V175H261ZM0 177H2V176H0ZM14 177H15V176H14ZM25 177H26V176H24V178H25ZM27 177H26V178H27ZM49 177L46 178L45 180L48 181L47 179H49ZM53 177H52V178L50 177V180L53 179V180H55V182L52 181L53 183L51 182V186L49 185V186H50V189H51V191H52V194L50 193V195H48V196H50V197H52V198L54 197V195H57V194H56V193H57L56 190H58V185L60 184L59 182H57L58 180L55 179V178H53ZM62 177H63V179H64V175H63ZM84 177H85V176H83V178H84ZM112 177L115 179V177H114L113 175H112ZM121 177H122V176H121ZM126 177H127V176H126ZM128 177H129V176H128ZM162 177H163V176H162ZM162 177H161V178H162ZM195 177H197V176H195ZM195 177H194V178H195ZM204 177H203V178H204ZM234 177H235V176H234ZM234 177H233V178H234ZM248 177H249V176H248ZM254 177H255V176H254ZM3 178H4V177H3ZM3 178H1L2 181H3ZM39 178H42V177L39 176ZM94 178H95V177H94ZM102 178H103V177H102ZM104 178H105V177H104ZM157 178H158V177H157ZM161 178H160V176H159L158 179H161ZM190 178H191V177H190ZM198 178H200V175H198ZM203 178H201V179H203ZM220 178H221V177H220ZM222 178H223V179H222ZM222 178H221V179H222L221 181H222V183H223V180H225V178H224L223 176H222ZM233 178H232L231 180H234V179H235V178H234V179H233ZM240 178H244V177L241 176ZM249 178H251V177H249ZM249 178H248V180H249ZM257 178H258L259 181H261L260 179H261L262 177H260V179H259V177L257 176ZM257 178H255V179H257ZM4 179H5V178H4ZM36 179H37V177H36ZM43 179H44V178H43ZM43 179H42V181H43ZM58 179H59V178H58ZM60 179H61V178H60ZM60 179H59V180H60ZM68 179H69V182H70L71 179H70V178H68ZM72 179H73V178H72ZM95 179H96V178H95ZM107 179H108V178H107ZM122 179H123V177H122ZM124 179H125V178H124ZM124 179H123V180H124ZM167 179H168V178H167ZM196 179H197V178H196ZM196 179H193V180H196ZM228 179H229V178H228ZM228 179L226 178L225 181H227ZM237 179L239 180L238 176H237ZM245 179H247V178L245 177ZM263 179H264V178H263ZM33 180H34V179H33ZM37 180H38V179H37ZM45 180H44V181H45ZM56 180H57V181H56ZM111 180H112V179H111ZM117 180H118V179H117ZM117 180H116V182H117ZM120 180H121V178H120ZM193 180H192V181H193ZM198 180H199V181H202V180H200V179H197V181H198ZM231 180H230L229 182L232 183L233 181H231ZM241 180H242V179H241ZM243 180H244V179H243ZM251 180H252V181H250V182H253V179H252V178H251ZM2 181H1V182H2ZM29 181H31V177H30V180H28V182H29ZM34 181H35V180H34ZM46 181H45V182H46ZM64 181H65V180H64ZM64 181H62V182H63V185H64ZM66 181H68V180H66ZM73 181H74V180H73ZM84 181H85V180H84ZM93 181H94V180H93ZM108 181H109V180H108ZM118 181H119V180H118ZM166 181H167V180H166ZM168 181H169V180H168ZM197 181H195V182L193 181L194 183H192L191 181H190V182L192 183V185H194ZM199 181H198V183H199ZM225 181H224V182H225ZM234 181H236V180H234ZM244 181H245V180H244ZM244 181H242V182H244ZM256 181H257V180H256ZM1 182H0V183H1ZM3 182H4V181H3ZM32 182H33V181H32ZM40 182H41V181H40ZM40 182H39V183H40ZM60 182H61V180H60ZM87 182H88V181H87ZM96 182H97V181H96ZM116 182H115V183H116ZM187 182H188V181H187ZM227 182H228V181H227ZM229 182H228V183H229ZM238 182H239V181H238ZM248 182H249V181H248ZM263 182H264V181H263ZM263 182L261 181V183H255V181H254L253 183H254V184H258L257 186H259V185L262 184ZM24 183H27V181L25 182V180H24ZM29 183H30V182H29ZM37 183H38V182H37ZM39 183H38L37 185H40ZM48 183L50 184V181H49ZM66 183H67V182H66ZM66 183H65V185H66ZM70 183H71V182H70ZM74 183H75V182H74ZM88 183H90V182H88ZM91 183H92V180H91ZM91 183H90V184H91ZM110 183H112V182L110 181ZM113 183H114V181H113ZM169 183H170V182H169ZM198 183H197V184H198ZM235 183H237V181H236ZM239 183H241V182H239ZM239 183H238V186H239V188H240V184H239ZM22 184H23V182H22ZM43 184H44V182H43ZM46 184H47V183H46ZM61 184H62V183H61ZM61 184H60V186H61ZM68 184H69V183H68ZM68 184H67V186L70 185V184H69V185H68ZM83 184H84V183H83ZM90 184H89V185H90ZM92 184H93V183H92ZM126 184H127V183H126ZM167 184H168V182H167ZM174 184H175V183H174ZM199 184H200V183H199ZM214 184H215V183H214ZM226 184H227V183L225 182V185H223V186H226ZM242 184H243V183H241V185H242ZM245 184H246V182H245ZM245 184H244V185H245ZM263 184H264V183H263ZM24 185H26V184H24ZM27 185H28V183H27ZM41 185H42V184H41ZM63 185H62V186H63ZM65 185H64V186H65ZM85 185H86V184H85ZM116 185H117V187H119L118 184H115V185H113L112 187H114V186H116ZM195 185H196V184H195ZM218 185H219V183H218ZM218 185H217V183H216V186H218ZM221 185H222V184H221ZM244 185H243L241 188L244 189V187H245ZM249 185H250V183H249ZM249 185H246V187L249 186ZM252 185H253V184H252ZM0 186H1V185H0ZM44 186H45V184H44ZM46 186H48V185H46ZM49 186H48V187H49ZM60 186H59V188L62 189V187H60ZM95 186H97V185H95ZM177 186H178V185H177ZM190 186H191V184H190V185L188 184V188H190ZM214 186H215V185H214ZM223 186H222V187H223ZM233 186H234V185H232V187H233ZM257 186H256V187H257ZM261 186H262V188H261ZM21 187H23V186H21ZM21 187H20V189H21ZM36 187H37V186H36ZM38 187H39V186H38ZM42 187H43V186H42ZM48 187H47V188H48ZM65 187H66V186H65ZM71 187H72V185H71ZM71 187H70L68 190H70ZM90 187H91V185H90ZM93 187H94V186H93ZM109 187H111V186H109ZM117 187H116V188H117ZM169 187H170V186H169ZM226 187H227V186H226ZM254 187H255V186H253V188H251V189H254ZM256 187H255V188H256ZM0 188H1V187H0ZM40 188H41V187H40ZM45 188H46V187H45ZM45 188H43V189H45ZM66 188H67V187H66ZM86 188L88 189V187H86ZM86 188H84V190H86V192H87V189H86ZM91 188H92V187H91ZM122 188H123V189H122ZM124 188H125V189H124ZM194 188H195V186H194ZM216 188H218V187H215V189H216ZM220 188H221V187H220ZM224 188H225V187H224ZM227 188H228V187H227ZM227 188H226V189H227ZM260 188H261V189H260L259 191H258L259 188H258V189L256 188V189H257V192H259V193H257L256 191H255V192H256L257 194H259V195L261 194V196L259 197V199H258V198H257V199H258V200H261V199L263 200V199H264L263 196H262V194H263V190H264V189H263V188H264L263 185H260ZM48 189H49V188H48ZM48 189H47V190H48ZM60 189H59V191H60ZM73 189H74V188H73ZM78 189H79V187H78ZM111 189H112V188H111ZM117 189H118V188H117ZM170 189H171V188H168V190H170ZM172 189H173V188H172ZM222 189H223V188H222ZM234 189H235V188H234ZM237 189H238V187H237ZM243 189H242V190H243ZM246 189H248V187H247ZM18 190H19V189H18ZM24 190H26V189H24ZM35 190H36V189H35ZM53 190H55V191H53ZM62 190H63V189H62ZM68 190L66 191L67 193L69 192ZM89 190L91 191L90 193H93V192H94V191L92 192L91 189H89ZM89 190H88V191H89ZM97 190H99V189H98V186H97V189H96V191H95V195H96V196L91 195V196H92V199H93V197H94V199H96L95 197H97V194H98V193H97V192H98ZM114 190H115V188H114ZM174 190H175V189H174ZM179 190H181V189H179ZM231 190H232V189H231ZM1 191H2V190H1ZM21 191H22V190H21ZM38 191H39V190H38ZM40 191H42V189H41ZM43 191H44V190H43ZM63 191H64V192H62L63 194L66 193V192H65V188H64ZM111 191H112V190H111ZM125 191H124V193H126ZM172 191H173V190H172ZM172 191H171V192H172ZM188 191H189V190H188ZM194 191H195V190H194ZM194 191H193V192H194ZM213 191H214V190H213ZM216 191H217V190H216ZM222 191H223V190H221L220 192L222 193ZM245 191H246V192H245ZM261 191H262V193H260ZM24 192H26V191H24ZM32 192H33V191H32ZM45 192H46V191H45ZM49 192H50V190H49ZM53 192H54L55 194H54ZM99 192H100V191H99ZM116 192H118V191L116 190ZM166 192L168 193L169 196L167 195ZM173 192H174V191H173ZM190 192H191V190H190ZM190 192H189V193H190ZM193 192H191V193H193ZM225 192H226V191L223 192V193H224L223 195H225ZM229 192H230V191H229ZM235 192H236V191H235ZM235 192H230V193H231L230 196H232V195L234 196V194L237 195V196H239L238 193L236 194ZM238 192H240V191H238ZM244 192L247 193V190H244V191H243V194H244ZM253 192H254V191H252V194H253ZM29 193H30V192H29ZM59 193H61V192H59ZM67 193H66V194H67ZM71 193H72V192H71ZM71 193H70V194H71ZM76 193H77V192H76ZM88 193H89V192H88ZM90 193H89V194H90ZM96 193H97V194H96ZM175 193H176V192H175ZM182 193H183V192H181V194H182ZM217 193H218V192H217ZM230 193H228V194H230ZM233 193H234V194H233ZM250 193H251V192H250ZM256 193H255V194H256ZM38 194H39V193H38ZM47 194H48V193H47ZM47 194H46V193L44 194V195H46L45 197H48ZM178 194H180V193L178 192ZM183 194H184V193H183ZM183 194H182V196H183ZM193 194H195V193H193ZM212 194H213V193H212ZM243 194H241V195L243 196ZM252 194H251V196L254 195L253 197H255V194H253V195H252ZM3 195H4V194H3ZM3 195H1V196H3ZM33 195H34V194H33ZM42 195H43V193H42ZM59 195H60V194H59ZM64 195H65V194H64ZM64 195H63V196L61 195V196L64 197L65 200H66V198H67V202H69V201H68V200H70L69 197H66L68 194H67L66 196H64ZM86 195H87V194H86ZM109 195H110V193H109ZM189 195H190V194H189ZM191 195H192V194H191ZM30 196H31V195H30ZM69 196H71V198H72V197L75 198L76 195L74 196V193H73V196H72V195H69ZM78 196H79V195H78ZM78 196H77V197H78ZM101 196H102V195H101ZM122 196H123V195H122ZM179 196H180V195H179ZM230 196H227V197H230ZM246 196H248V194L245 195V202H246V201L248 202L249 200H247V199H248L249 197L247 198ZM249 196H250V194H249ZM28 197H29V196H28ZM28 197H27V198H28ZM36 197H37V194H36ZM40 197H41V196H40ZM40 197L37 198V199L34 197L33 200L36 199V200L34 201V202H35V205H34L35 208L38 209V208L40 207V210H41V206L44 207V203L46 204V201L44 200V199H46V198L42 199L44 196H42L41 198H40ZM50 197H49V199H51ZM57 197H58V199L61 198V197L59 198V196H57ZM57 197H56V198H57ZM65 197H66V198H65ZM110 197H111V199H112V196H110ZM177 197H178V196H177ZM192 197H193V196H192ZM222 197L225 198L226 195H225V196H222ZM227 197H226V198H227ZM261 197H262V198H261ZM30 198H31V197H30ZM54 198H55V197H54ZM54 198H53V200H54ZM56 198H55V199H56ZM90 198H91V197H90ZM98 198H99V197H98ZM125 198H124V201H125ZM246 198H247V199H246ZM260 198H261V199H260ZM0 199H2V198L0 197ZM5 199H6V198H5ZM58 199H56V201H59ZM64 199L62 198V199H60V200L63 201ZM77 199H78V198H77ZM153 199H154V200H153ZM179 199H180V198H179ZM179 199H178V200H179ZM227 199H228V198H227ZM231 199H232V197H231ZM236 199H237V200H235V198L232 199V203L234 204V205H233L234 207H236V206L238 207V205H240V203H241L240 200H239V202H238V198H236ZM254 199H256V198H254ZM254 199L252 198V200H254ZM3 200H4V199H3ZM30 200H31V199H30ZM46 200H48V198H47ZM79 200H82V199H79ZM79 200H77V201H79ZM101 200H102V199H101ZM114 200H115V199H114ZM172 200H173V201H172ZM178 200H176V202H177ZM233 200H234L236 203L238 202L239 204L237 203V205H236V203H235ZM27 201H28V200H27ZM31 201H32V200H31ZM48 201H49V200H48ZM70 201H71V200H70ZM92 201H93V200H92ZM95 201H96V200H95ZM99 201H100V200H99ZM181 201H182V200H181ZM183 201H184V199H183ZM191 201H193V200H191ZM222 201H224L223 205L226 204V206H224L225 209H226V207H231L230 205H231L232 203H230V205H229V203H228V201L231 202V200H227V201L225 202V199H223ZM250 201H251V200H250ZM250 201H249V205H252L253 203L251 204ZM263 201H264V200H263ZM1 202H2V201H1ZM7 202H8V201H7ZM28 202H29V201H28ZM53 202H54V201H51V202H50V203H52V206H53V204H56V202H55V203H53ZM93 202H94V201H93ZM97 202H98V201H97ZM97 202H96V203H97ZM115 202H117V201H115ZM129 202H130V200H129ZM253 202H254V201H253ZM260 202H261V201H260ZM260 202L258 201L259 205H262V202H261V204H260ZM57 203H58V202H57ZM61 203H62V202H61ZM64 203H66V202H64ZM64 203H63V204H64ZM135 203H136V202L134 201V205H135ZM195 203H196V202H195ZM214 203H215V202H214ZM256 203H257V201H256ZM3 204H4V203H3ZM26 204L29 205L28 203H26ZM31 204H34V203L31 202ZM47 204H49V203L47 202ZM136 204H137V203H136ZM171 204H173V205H171ZM180 204H182V203H180ZM190 204H191V203H190ZM241 204H242V203H241ZM11 205H12V204H11ZM15 205H16V203H15ZM27 205H26V206H27ZM67 205H68V204H67ZM100 205H101V201H100ZM128 205H130V204H128ZM165 205H163V206H165ZM170 205H171V206H170ZM235 205H236V206H235ZM52 206H51V207H52ZM55 206H56V205H55ZM57 206H59V205H57ZM135 206H138V205H135ZM168 206H167V207H168ZM175 206H176V207H175V208L173 209V211H172V212H174V213L171 214L172 212H171V209H170L171 217H170L169 215H168L167 217L171 218V219H169V220H171V221H172V219H173V218H172V217H173L172 215H174V216L176 215L177 218H181V219H177V220H178L177 223H176V220L174 221V219H173V221L175 222V223L173 222V224H177V226H178L179 222H181V221L183 220L182 226H180V227H182V228L179 229L177 226L174 225V226H175L174 228L177 227L176 229L179 231V232L177 231V232L179 233V235H180V232L183 231V230H184L185 232H187L188 229H191V228H192L193 230H194L195 228H197L196 230H198V228L202 227L203 224H204V227H205V224H207V223H205L206 221H203V219L200 220V219H201V218H200V214H201V212H203V211H201V210L198 209V208H200V207L195 208V207L192 206V207H191V208L193 209V213H192V212H190L191 209L188 210L187 208L183 207V206H185V204H183L182 207H177L178 204L175 205ZM180 206H181V205H180ZM213 206H214V205H213ZM9 207H10V206H9ZM30 207H31V206H30ZM32 207H33V205H32ZM32 207H31V208H32ZM46 207H48V205H46ZM61 207H62V206H61ZM127 207H128V206H127ZM165 207H166V206H165ZM167 207L165 208V210H167ZM169 207H168V210H167L168 212H167V213H169ZM214 207H216V206H214ZM214 207H213V208H214ZM237 207H236V209H237ZM247 207H249V206H247ZM251 207H253V205H252ZM263 207H264V206H263ZM53 208H54V207H53ZM58 208H59V207H58ZM135 208H136V207H135ZM163 208H164V207H163ZM163 208H162V209H163ZM172 208H173V207H172ZM188 208H190V205H189ZM194 208H195L197 211H200V214H199L196 210H195V212H197V215L194 214ZM202 208H203V207H202ZM204 208H205V207H204ZM206 208H207V207H206ZM222 208H223V207H222ZM243 208H244V207H241V205H240V207H238V210L235 211V212H236V215H232V212L234 211V208H233V207H231L230 210L228 209L229 214H230V212L233 210V211L231 212V215H230V218H231V216L233 217V218H231V219H232L231 221H234V220H237V219H238L237 222H239V219L241 220V218H243V217L246 215V214L244 213L245 210H243ZM257 208H258V207H257ZM55 209H57V207H55L54 210H55ZM128 209H129V207H128ZM162 209H160V210H162ZM208 209H210V208L208 207ZM249 209H251V208H249ZM33 210H34V209H33ZM57 210H58V209H57ZM143 210H144V211H143ZM204 210H205V209H204ZM226 210H227V209H226ZM255 210H256V209H255ZM35 211H36V210H35ZM35 211H34V213H35ZM206 211H208V210H206ZM260 211H261V210H260ZM32 212H33V211H32ZM78 212H79V211H78ZM156 212H157L158 215L155 214ZM159 212H160V211H159ZM161 212H162V211H161ZM235 212H233V213L235 214ZM263 212H264V210H263ZM59 213H60V212H59ZM85 213H86V212H85ZM162 213L164 214V212H162ZM167 213H166V215H167ZM224 213H225V212H224ZM254 213H255V212H254ZM51 214H52V213H51ZM57 214H58V213H57ZM69 214H70V213H69ZM153 214H154V215H153ZM163 214H162V215H163ZM262 214H263V213H262ZM32 215H33V214H32ZM34 215H35V214H34ZM66 215H67V214H66ZM81 215H82V217H83L84 214H81ZM87 215H88V214H87ZM142 215H141V217H142ZM166 215H165V217H166ZM198 215H199V217H198ZM206 215H207V214H206ZM55 216H56V215H55ZM134 216H135V215H134ZM144 216H143V218H145ZM204 216H205V215H204ZM204 216H203V217H204ZM27 217H29V216H27ZM118 217H119V216H118ZM128 217H129V216H128ZM131 217H132V216H131ZM139 217H140V216H139ZM141 217H140V218H141ZM151 217H150V218H151ZM165 217H164V219H165ZM201 217H202V216H201ZM203 217H202V218H203ZM228 217H229V216H228ZM228 217H227V218H228ZM245 217H246V216H245ZM248 217H249V216H248ZM250 217H251V216H250ZM253 217H254V216H253ZM30 218H31V217H30ZM35 218H36V217H35ZM37 218H38V217H37ZM122 218L124 219L125 217H122ZM143 218H142V219H143ZM148 218H149V217H148ZM162 218H163V217H162ZM199 218H200V219H199ZM216 218H217V217H216ZM219 218H221V217L219 216ZM223 218H224V217H223ZM258 218H259V216H258ZM27 219H28V218H27ZM40 219H41V218H40ZM74 219L76 220V218H74ZM78 219H79V221L81 220L80 218H78ZM78 219H77V220H78ZM82 219H83V218H82ZM138 219H139V218H138ZM166 219H168V218H166ZM175 219H176V218H175ZM206 219H207V217H206ZM224 219H226V218H224ZM224 219H223L222 221L217 222V228H218L219 225H226V223L224 222ZM248 219H249V218H248ZM262 219H263V218H262ZM149 220H150V219H149ZM149 220H148V221H149ZM151 220H152V222H151L150 224L153 225V224H154V223H153V219H151ZM211 220L213 221V218H212ZM215 220H216V219H215ZM228 220H230V219H228ZM228 220H227V221H228ZM260 220H261V219H260ZM263 220H264V219H263ZM133 221H134V220H133ZM137 221H138V220H137ZM155 221H156V217H155ZM201 221H202V222H201ZM209 221H210V219H209ZM225 221H226V220H225ZM231 221H229V222L231 223ZM250 221H251V220H250ZM255 221H256V219H255ZM28 222L30 223L29 220H28ZM36 222H37V221H36ZM36 222H35V223H36ZM83 222H84V219H83ZM126 222H128L127 224L134 225V223L132 222V218H131L130 220H126ZM141 222H142V220H141ZM168 222H169V221H167V223H168ZM203 222H204V223H203ZM215 222H216V221H215ZM237 222H236V223H237ZM161 223H162V221H161ZM163 223H164V221H163ZM169 223H170V222H169ZM201 223H202V225L200 226ZM211 223H212V222H211ZM227 223H228V222H227ZM230 223H229V224H230ZM232 223H234V222H232ZM232 223H231V224H232ZM236 223H235V224H236ZM240 223H241V221H240ZM242 223H243V222H242ZM244 223H245V222H244ZM90 224H91V223H89V225H90ZM135 224H136V223H135ZM140 224H141V223H139V221H138L137 228H138L139 226H140V228L143 227V226H141ZM145 224L148 225L149 223H146V220H145ZM150 224H149V226H150ZM158 224H160V223L158 222ZM170 224H171V223H170ZM208 224H209V223H208ZM214 224H215V223H214ZM229 224H228V225H229ZM237 224H239V223H237ZM26 225H27V224H26ZM40 225H41V224H40ZM131 225H130V226H131ZM142 225H144V224H142ZM165 225H166V224H165ZM167 225H168V228H169V224H167ZM180 225H181V224H180ZM215 225H216V224H215ZM215 225H214V226H215ZM33 226H34V225H33ZM33 226H32V227H33ZM134 226H135V225H134ZM154 226H155V224H154ZM158 226H161V227H162L161 224L158 225ZM171 226H172V225H171ZM226 226H227V225H226ZM28 227H29V225H28ZM34 227H35V226H34ZM145 227H148V226H145ZM163 227H164L163 229L166 228L165 226H163ZM172 227H173V226H172ZM207 227H208V226H207ZM207 227H206V228H207ZM211 227H212V226H211ZM228 227H229V226H228ZM228 227H227V228H228ZM30 228H31V227H30ZM124 228H125V226H124ZM154 228H155V227H154ZM156 228H157V227H156ZM222 228H224V226H223ZM130 229H131V228H130ZM134 229H135V227H134ZM170 229H171V227H170ZM181 229H182V230H181ZM186 229H187V230H186ZM192 229H191V230H192ZM200 229H201V228H200ZM210 229H211V228H210ZM212 229H213V228H212ZM139 230H141V229H139ZM143 230H144V227H143ZM174 230H175V229H174ZM180 230H181V231H180ZM191 230H190V231H191ZM204 230H205V229H204ZM219 230H220V229H218V231H219ZM0 231L3 232L4 230H0ZM8 231H10V230H8ZM8 231H7V232H8ZM127 231H128V230H127ZM135 231H136V230H135ZM151 231H152V230H151ZM172 231H173V230H172ZM175 231H176V230H175ZM215 231H217V229H216ZM1 232H0V234L2 235ZM5 232H6V230H5ZM129 232H130V231H129ZM192 232H193V231H192ZM9 233H11V232H9ZM9 233H7V234L5 233V234L8 236ZM164 233H166V232H164ZM135 234H136V233H135ZM166 234H167V233H166ZM166 234H165V235H166ZM168 234H169V233H168ZM183 234H184V233H183ZM1 235H0V236H1ZM127 235H128V234H127ZM129 235H130V234H129ZM186 235H187V233H186ZM4 236H5V235H3V237H4ZM9 236H11V235L9 234ZM9 236H8V237L5 236V238H4L7 242H8L9 240L11 241V239H9ZM131 236H132V234H131ZM138 236H139V235H138ZM175 236H176V235H175ZM183 236H184V235H183ZM3 237L0 238V241H1L2 244H4V243H3L4 241L2 240ZM185 237H186V236H184V238H185ZM7 238H8L9 240H7ZM10 238H11V237H10ZM131 238H133V237H131ZM134 238H135V237H134ZM138 238H140V237H138ZM138 238H137V239H138ZM137 239H135V240H137ZM10 241H9V242H10ZM63 241H64V240H63ZM63 241H62V242H63ZM65 241H66V240H65ZM7 242H6V245L9 243V242H8V243H7ZM16 242H17V240H16ZM142 242H143V241H142ZM1 243H0V245H2ZM12 243H13V242H12ZM12 243H10V245H12V248H14V247H13L14 245L17 246V244H16L15 242H14L15 244L13 243L14 245H13ZM138 243H139V242H138ZM143 243H144V242H143ZM139 244H141V243H139ZM59 245H60V244H59ZM59 245H56V246L58 247ZM61 245H62V244H61ZM131 245H132V244H131ZM142 245H143V244H142ZM3 246H4V245H3ZM7 246H8V245H7ZM7 246H6V248H7ZM18 246H20V245H18ZM18 246H17V248H19ZM70 246L72 247L71 243H70ZM70 246H69V248H70ZM73 246H75V245H73ZM10 247H11V246H10ZM64 247H65V246H64ZM145 247H146V246H145ZM153 247H154V246H153ZM8 248H9V247H8ZM12 248H10V249H12ZM17 248H16V249L14 248V249L17 250ZM20 248H21V247H20ZM24 248H25V247H24ZM62 248H63V245H62ZM73 248H74V247L70 248V250H72V251L74 250V252L77 253V254H73V253L71 254V253H70L71 251L68 249V253H70L71 255H69V256L67 255V258H66V256H64V255H66V254L63 255L64 257H61V256H62L61 254L64 253L63 251H61V252H60L61 254L58 255L59 258H58V257H57V258H54V259H58V260H56L57 262H55V260H54L53 262H55V263H53V264H56V263H58V262H60L61 264H67L69 261H68L67 263H66V261H67V259H68L69 257H71L72 260H74L73 262H71V259L69 258L71 264H88L89 262H92V261H89V258H90L89 256H90V254H91V256H92V254H93L92 252H91V253H90V252L88 253V251H87V253H86V251H84L83 253H86L87 255H89V256L87 257V255H86V254H83L82 251H80V249H77V250L80 251V253L78 254L77 250H75V249H73ZM134 248H135V246H134ZM4 249H5V248H4ZM21 249H22V248H21ZM12 250H13V249H12ZM27 250L29 251V250H31V248H30V249L27 248ZM62 250H63V249H62ZM65 250H66V248H65ZM81 250H82V249H81ZM85 250H86V249H85ZM13 251H14V250H13ZM58 251H59V249H58ZM69 251H70V252H69ZM91 251H92V250H91ZM94 251H95V250H94ZM148 251H149V250H148ZM30 252H32V251H29V253H27V254H29V256L32 257V256H31L32 254L30 255ZM95 252L97 253V251H95ZM95 252H94V253H95ZM52 253H53V252H52ZM52 253H51V255H52ZM66 253H67V251H66ZM100 253H101V252H100ZM141 253H142V252H141ZM97 254H98V255H97ZM97 254H95V255H97V256L100 255L99 253H97ZM101 254H103V253H101ZM34 255H35V254H34ZM55 255H56V252H55ZM55 255H54L53 257H56ZM85 255H86V256H85ZM93 255H94V254H93ZM95 255H94V256H95ZM103 255H104L103 257H102V255H101V257L99 256V257L101 258L102 261H103V258L106 257V255H108V254H107V252H106V253H104ZM159 255H161V254H159ZM94 256H93V258L91 257V260L93 259L94 262H95V261L97 262V260L99 259V257L96 256V257H97V258H96L97 260H95ZM3 257H5V255H4ZM36 257H37V256H36ZM53 257H52V258H53ZM145 257H146V256H145ZM7 258H8V257H7ZM7 258H4V259H7ZM13 258H14V259H13ZM32 258H35V256H33ZM32 258H31V259H32ZM52 258H51V259H52ZM9 259H10V260H13V262H14L15 259L17 260V262H18V260H19L18 257H11V258L9 257L7 260H9ZM23 259H24V258H23ZM26 259H27V258H26ZM26 259H24V260L21 259L22 262H24L23 264H27V263H25V260H26ZM28 259H29V258H28ZM28 259H27V260H28ZM36 259H37V258H36ZM51 259H49V260H51ZM1 260H2V259H0V261H1ZM7 260H6V261L4 260V261H5L6 263L10 264L9 261L7 262ZM34 260H35V259H34ZM34 260H33V261H30V262H29V260H28L29 264L33 263ZM37 260H38V259H37ZM52 260H53V259H52ZM104 260L106 261L107 259L104 258ZM10 262H11V261H10ZM13 262H12V263H13ZM15 262H16V261H15ZM17 262H16L15 264H19V262H18V263H17ZM22 262H20V264H22ZM26 262H27V261H26ZM35 262H36V261H35ZM87 262H88V263H87ZM94 262H93V264H94ZM96 262H95V263H96ZM0 263H1V262H0ZM38 263H39V261H38ZM48 263H49V262H48ZM48 263H45V264H48ZM97 263H98V262H97ZM34 264H35V263H34ZM36 264H37V262H36ZM50 264H51V263H50ZM58 264H59V263H58ZM89 264H90V263H89ZM91 264H92V263H91ZM99 264H101V262H100Z\"/></svg>",
  "mask_w": 264,
  "mask_h": 264
},
{
  "label": "clouds",
  "instance_id": "clouds-1",
  "mask_svg": "<svg viewBox=\"0 0 264 264\" xmlns=\"http://www.w3.org/2000/svg\"><path fill=\"white\" fill-rule=\"evenodd\" d=\"M21 12H26L27 16L31 19L34 24H38L41 19V10L38 4H32L27 7H21Z\"/></svg>",
  "mask_w": 264,
  "mask_h": 264
}]
</instances>
